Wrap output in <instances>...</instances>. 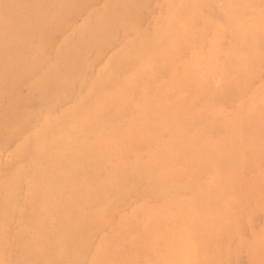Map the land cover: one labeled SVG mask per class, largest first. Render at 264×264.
I'll return each instance as SVG.
<instances>
[{"label": "rangeland", "instance_id": "1", "mask_svg": "<svg viewBox=\"0 0 264 264\" xmlns=\"http://www.w3.org/2000/svg\"><path fill=\"white\" fill-rule=\"evenodd\" d=\"M36 1H37V3H36ZM177 1H178V3H177ZM194 1L195 0H148V1L147 0H139V1L138 0H125V1L124 0H89V1L88 0H86V1L85 0H30V1L29 0H20V1L19 0H0V41H3L5 43L4 40H6L5 45H4V43H0V53L3 54V55L0 54V56H1L0 61H1V59H2V62L4 60V63L0 62L1 63L0 68H3V69H0V73L1 72L4 73V74H2V73L0 74V76H1L0 77V91H2V93L0 94V100H1V103H0V136L2 135L0 137V141H1V143H0V264L1 263L2 264H48V262H49V264H51V263L56 264V262L59 263L60 261L61 262L59 264H63V262L66 260H68V261L64 262V264H68V263H70V264H74V263L75 264H91V262H92V264H94V262H95V264H116V263L117 264H151V263L152 264H160V263L161 264L162 263L163 264H173V263L176 264L175 260L177 258H178L177 262H179V260L181 258L180 261L182 263H180V264H183V263H185V261H184V258L182 257V255H183L182 252H184V249L186 248V246L191 245V243H192V245L196 246V250L198 251L196 254L197 255L196 261L199 259V262H200L199 263V262L195 261L194 264H196V263L206 264V263H202L204 261V259H206L205 261H207L209 259L207 261V263L210 261L209 264H215V261H217L216 263L220 262L219 264H264V171L262 172V170L264 169V154L260 153V150L262 153L264 152V127L262 126V125H264V96H262V95H264V94H262V93H264L263 92L264 91V62H263L264 61V47H262L263 44H261L262 43L261 40H263V43H264L263 38H261L260 40L257 41V43L259 45L261 44L260 48L263 49V50L261 49L263 52L261 51L262 56H260L262 58L259 57L263 61H261L259 58H256L257 62L258 61H261L259 63L263 62L262 67H260L261 64L255 62L254 58L251 59V56L252 57L254 56V53L252 52V47H253L252 30L255 29V25L258 21H260V20L264 21V9L261 8V7H264V1L263 0H248L250 2H253L254 4H251L249 6V8L244 6L243 12L236 11V14H235V12H233L235 10H234V7L232 5V0H221V1L220 0H217V1L213 0L215 2H213L212 0H197L198 2L201 1L199 3L197 1H195L196 3H194ZM211 1H212V3H210ZM110 2H111V4H110ZM131 2H133V3H131ZM140 2L142 5L144 4V2L146 3V5H143V6H145L144 10L140 9V8H143L140 6ZM190 2H192V3H190ZM222 2H223V4H222ZM25 3H27V4H25ZM28 3L33 4L34 7H38V6L39 7L36 10V8L35 9L31 8L33 6H31V4H28ZM56 3H57V5H56ZM117 3H119V4H117ZM209 3H210V5H209ZM257 3H258V5H257ZM34 4H38V5H34ZM46 4L48 7L46 6ZM108 4H110V5H108ZM193 4H195V5H193ZM200 4H202V5H200ZM29 5L31 7H28ZM85 5H86V7H85ZM195 6H200V7H196L197 9L199 8L198 12H197V10L195 11ZM251 6H253V7L257 6V8H255V7L251 8ZM54 7H55V9H54ZM61 7H64V8H61ZM190 7H191V9H190ZM10 8H11L12 12L10 11ZM132 8H134V9H133V11H130V12L131 13L133 12L135 14L134 16H133V14L130 16L131 13L129 12V10H132ZM3 9L6 12L3 11ZM74 9L79 10V12L77 10H75V12H74ZM110 9H111V11H110ZM120 9H122V10H120ZM227 9H229V11ZM232 9H233V11H232ZM246 9L248 11L247 13L245 11ZM258 9H259V11H258ZM32 10L34 11V13ZM188 10L190 13L188 12ZM252 10L255 12H252ZM4 12H5V14H4ZM38 12H39V14H38ZM70 12H71V14H70L71 16H68ZM230 12H232L231 16H230ZM76 13H78V14H76ZM126 13H130V14H126ZM184 13L187 14L186 15L187 17H184L185 16ZM240 13H241V15H240ZM248 13H249L250 18L248 17ZM8 14H10V15H8ZM73 14H75V15L72 16ZM227 14H229V15H227ZM242 14L245 16H243ZM257 14H260V16H258ZM261 15H262V17H261ZM56 16H58V17H56ZM64 16L67 19H65ZM237 16L239 18H237ZM240 16L241 17L243 16V17L241 18ZM31 17H34L35 19L32 18V21H31ZM235 17L237 18L236 20H234ZM244 17H245V20H242ZM246 17H248V19H246ZM252 17H254V18H252ZM257 17H259V18L257 19ZM6 18H7V20H6ZM11 18H14V19L10 20ZM185 18H186V20H185ZM25 19L29 20V21H27L28 23L31 22L29 24L30 25L29 27H28V25H27L28 23H26ZM63 19H65V20L62 21ZM21 20H24V24H22L23 22ZM240 20L243 22L245 21L244 24H242V22H239ZM69 21H70V23H69ZM85 21H88L86 23L87 24L90 23V25L89 24L87 25L85 23ZM173 21L178 22V23H174ZM12 22H14V23H12ZM56 22H58V23H56ZM5 23H6V25H5ZM15 23H17L16 27L14 26ZM84 23H85V25H84ZM180 23L182 24V26H180ZM8 24H10V26ZM48 24H50V26ZM178 24H179V27H178L179 30H178V32H176ZM185 24H187V25H185ZM22 25L23 26L26 25L25 29L22 28L23 27ZM58 25H60V26H58ZM62 25H63V27H62ZM170 25H173L175 30L173 27L170 28ZM203 25H204L205 29H204ZM5 26L7 29L5 28ZM18 26L21 29L18 28ZM67 26H69V27H67ZM117 26H119V27L117 28ZM132 26H133V28H131L132 29L131 30L130 27H132ZM190 26H192V27H190ZM239 26H240V28H238ZM14 27L17 29L18 32L14 30ZM81 27H82L83 31L81 30ZM220 27L222 29L224 28L223 30H224V34H225V36L222 38V43H224V44L226 43V44H230L231 46H234V48H231V49H233V51L235 49V51H234V53L232 52V55L229 58L227 77L220 82V84H219L220 88H218L219 85H216V87L214 88L215 90H206L205 91L202 89V87L200 85V79L202 78L201 73L208 67V65L211 63L213 57L217 54L218 44L216 42L214 44V45H217L215 47L216 49L213 48L214 46L212 45L213 40H214L213 38H215L213 36V33L215 34L220 29ZM246 27H249V28L246 29ZM98 28H100V29H98ZM105 28L106 29L108 28L107 31H109V33L105 31ZM182 28L184 31L183 34H182V32H183ZM186 28L188 31H185ZM206 28H207L208 32L206 31ZM39 29H41V31ZM43 29H45V30H43ZM102 29L104 30V34L108 33V36L106 34L105 39L108 40V38H110V42L108 41L107 44H105V42H107V40H105L104 38H101V36L103 34L102 33L103 31H101ZM113 29L118 31V33H119L118 34L115 32V34H116L115 37L113 36L115 34H112L114 31L111 32ZM238 29L240 30V32H238L239 31ZM26 30L28 33H25ZM47 30L49 32H47ZM98 30L100 33H98ZM9 31L11 34H12L11 31H13V34H15V35L9 34ZM153 31H155L156 34ZM167 31H169L170 33H168ZM203 31H206L208 35L206 33H205L206 35H204ZM6 32L8 35H6ZM86 32H87V34H86ZM91 32L95 36L92 35V37H91ZM136 32L139 33V35ZM186 32H188V34ZM193 32H194L193 36L195 38H193V36L191 37ZM200 32L203 33V35ZM230 32H231V34H230ZM2 33H3V35H2ZM29 33H30V35L33 34V36L36 37V39H34V37L30 36ZM226 33H227V35H226ZM18 34H20V35L23 34V35L20 36ZM180 34H182V36L185 34H187V35L182 37ZM195 34L197 35V37L195 36ZM5 35L8 39L5 38ZM26 35H28V37L31 40H29L26 37ZM144 35L146 36L145 38H144ZM160 35H161V37H159ZM16 36H18V38ZM93 36H94V39H93ZM153 36H154V38L156 37V39H153ZM163 36H164V38H162ZM171 36L174 37L173 38V39H175L174 41H172V39L170 38ZM187 36H188V38H187ZM200 36H201V38L204 37L205 39L204 38L201 39ZM10 37H11V39L14 37V38H16V40L14 38L11 40ZM43 37H45V38L43 39ZM96 37L100 38V41L102 39L104 41L102 40L101 41L102 43L97 41L98 42L97 43ZM116 37H118V38H116ZM263 37H264V35H263ZM19 38H20V40H19ZM41 38H42V40H38ZM80 38H81V40H80ZM168 38L171 40H169ZM179 38L182 41L179 40ZM186 38L188 39L189 42H187ZM243 38H244V40H243ZM2 39H4V40H2ZM26 39H27V41H26ZM83 39H84V41H82ZM143 39H144V42H143ZM150 39H151V41H150ZM162 39H163V41H166L168 39L167 40L168 42H165V46L169 45L168 47H166L168 49L165 48ZM189 39H191V40H189ZM14 40L16 42H14ZM17 40H19L21 43ZM91 40H93V41L91 42ZM141 40L144 44L141 42ZM183 40H185L186 42L184 41V43H183ZM197 40H201V41H197ZM210 40H211V42H210ZM46 41H48V43ZM74 41L77 43H75ZM130 41H132V42H130ZM139 41H140V43H139ZM223 41H225V42H223ZM22 42L24 43V45L22 44ZM28 42L30 43L29 45L27 44ZM81 42L84 43V45L82 47H80L82 45ZM89 42H91L90 43L91 45L89 44ZM208 42L211 46L208 44ZM230 42L231 43L233 42L234 45H232ZM259 42H261V43H259ZM13 43H14V46H13ZM85 43H87V44H85ZM188 43H190V45H192L191 49H190V47H189L190 45ZM7 44H8V46H7ZM31 44L33 45V47H30ZM69 44L70 45L72 44V45L70 46ZM79 44H80V46H79ZM93 44L98 49H100L99 50L100 52L97 50L96 47H95V49L98 52L93 48L94 47ZM98 44L99 45L101 44V45L99 46ZM235 44H236V46H235ZM77 45L79 46L80 49L85 48L83 50L84 53H83V51L79 52L80 50H77L78 51L77 53L74 52V50H76V48L78 47ZM195 45L197 46V48ZM23 46H25V47H23ZM36 46H38V47H36ZM174 46H177V47L174 48ZM242 46H244V47H242ZM4 47L6 49H4ZM26 47H27V49H26ZM87 47H88V50H86ZM129 47H130V49H129ZM177 48H178V50H177ZM199 48L202 49V52H201V50L197 51ZM246 48L249 51H247ZM8 49H11V51H7ZM16 49H18V51H16ZM121 49H122V51H121ZM165 49H166V51H165ZM59 50L61 52H59ZM85 50L87 52H85ZM154 50H155V52H154ZM157 50H158V52H157ZM176 50L179 52V54H177L178 52ZM20 51L22 53H20ZM124 51H126V52H124ZM160 51H163L164 56L169 54L171 57L170 56L164 57ZM24 52H25V54H24ZM213 52L216 54H214ZM244 52L245 53L247 52V53L245 54ZM19 53H20V55H19ZM68 53H70V54H68ZM72 53H74L73 56H71ZM82 53H83V55L86 53L85 56L87 55V57H85V59L83 58V56H82V58H81V56H78L80 54L82 55ZM204 53H206L205 55L207 56V59H206V56H204ZM9 54H11V55H10L9 62H8ZM176 54H177V56H176ZM240 54L241 55L243 54L242 55L243 57L242 56L240 57ZM69 55L71 56L70 58H68ZM75 55H77L80 59H84V60H80V63H79L78 62L79 59L78 58L76 59ZM145 55H147V56L145 57ZM172 55H174V56H172ZM198 55H199V57H198ZM248 55L250 57H248ZM17 56H19V58H17ZM162 56L164 57V59ZM190 56L191 57L193 56L192 60H190L191 59ZM203 56L205 59L203 58ZM24 57H26V58H24ZM159 57H162V58H159ZM185 57H187V58H185ZM195 57L196 58L198 57V60H200L201 58H202V60L203 59L207 60L202 64V65H204L203 66L204 69L201 67L202 65H200L199 68L196 65L198 63L199 64L202 63L204 60L198 62V61H196L197 59ZM169 58H171V60ZM183 58H185V59H183ZM188 58H189V61L191 63L188 61ZM237 58H239V59L237 60ZM243 58H245V60L247 58L248 59L250 58V59L246 60L247 62H245V60ZM12 59L15 60L16 63L13 62ZM17 59H19V60L17 61ZM37 59H39V61ZM69 59L72 60L73 65L71 64V61ZM74 59L77 60V62L75 61L76 65H78V66H79V64L81 65L79 67L80 69H82V67H83L82 73H81V70L77 68L78 66L74 67V66H76L73 63ZM143 59H145V60H143ZM241 59L243 60L244 63L242 62ZM11 60H12V63H10ZM21 60H22V62H20ZM28 60H30L31 63ZM43 60H44V62H42ZM136 60H137V63H136ZM141 60H142L143 64L140 63ZM158 60L160 63L158 62ZM184 60H186V61H184ZM82 61H84L83 64H81ZM150 61H152V62H150ZM251 61H253L255 66L251 65L252 63L247 66V64L250 63ZM55 62L57 64H55ZM86 62H87V64H86ZM161 62H163V63H161ZM183 62H184V65H182ZM34 63L35 64L39 63L38 64L39 67H38V65H35ZM67 63H70V65H68ZM193 63H194V66L192 67L191 64H193ZM171 64H172V66H171ZM55 65H56V69H54ZM83 65L86 67L84 68ZM151 65H152V67L155 66V68H152ZM11 66H12V68H11ZM22 66H23V69H22ZM70 66L72 68H70ZM235 66H237V67H235ZM242 66H243V68H242ZM250 66H252V67H250ZM14 67H15V69H14ZM50 67H52V68H50ZM65 67H67V68H65ZM239 67H241L242 69ZM253 67H255V68H253ZM32 68H34L33 71H31ZM49 68L51 71H49ZM69 68L71 69V71L68 70ZM75 68L77 69V71L75 70ZM147 68H149V69L146 70ZM183 68H184V70L182 73L181 72L182 70H180V69H183ZM233 68H235V69L239 68V70L241 69L240 74L238 73L239 72L238 69L235 70ZM46 69H48V72ZM64 69H65V71H64ZM72 69H74V70H72ZM84 69H86L87 71H84ZM244 69H246V70L248 69V71H244ZM253 69H254V73H251V72H253ZM8 70L11 74L7 73ZM34 70H36V71H34ZM79 70H80L81 76L79 75V73H77ZM197 70H200L201 72H198ZM232 70H234V71H232ZM43 71H46V72H43ZM52 71H53V73H52ZM68 71H70V72H68ZM72 71H73V73H72ZM141 71L145 74L142 75L143 73ZM153 71H154V73H152ZM229 71H231V72L229 73ZM28 72H30V73L33 72L34 74L31 73L33 76ZM41 72L44 74H42ZM60 72H62L61 73L62 75L60 74ZM65 72L66 73L68 72V73L65 74ZM248 72L250 73V75ZM26 73L30 74V76L27 77ZM47 73H49L48 78L50 80L47 78V76H45V75H47ZM84 73H86L87 75ZM174 73L177 74L176 77H175L176 74H174ZM197 73H199V74L197 75ZM72 74L74 77L72 76ZM170 74H172V78H171ZM180 74L181 75L183 74L184 75L183 77L185 79L183 77H181ZM246 74L248 76H245ZM42 75H44V76H42ZM55 75L57 76V78H59V80L60 79H62V80L59 81ZM65 75H68L69 77L65 76ZM76 75H78V76H76ZM83 75H86V76H83ZM138 75H139V77H138ZM75 76H76V81L74 83L73 80H75ZM232 76H235V77H232ZM242 76H243V78H242ZM253 76H255V77H253ZM25 77H27L28 79ZM51 77L54 78L52 80V82L57 80L59 82L62 81L61 82L62 84H60L57 81L53 82L54 83L53 84L51 82V79H52ZM133 77L135 78V80ZM136 77H138V78L136 79ZM143 77H146L144 82H142L144 80ZM71 78H72V80H70ZM180 78H181V80H179ZM38 79L39 80L41 79L40 82L42 81V83H39ZM46 79L49 80L48 82L52 85V86H49V88H47V84L49 85V83H47ZM79 79H80L81 83L79 82ZM81 79H83V80L81 81ZM151 79H153V81ZM173 79L175 80V82ZM239 79H241V80H239ZM243 79H244V82H243ZM250 79H252V80H250ZM238 80H239V82H238ZM67 81H69L71 84L67 83ZM146 81L148 82V85H147ZM262 81H263V83H262ZM223 82H225V83H223ZM240 82H241V85H240ZM63 83H64V86L66 87V89L63 86ZM119 83H122V84L120 85ZM136 83L138 85L141 83L142 86L140 85L137 87ZM174 83L176 84V86H173ZM180 83H181V86H180ZM251 84H253V85L251 86ZM259 84H260V86H259ZM56 85H57V90H56ZM60 85H62L63 87ZM67 85L70 87H68ZM72 85L74 87H71ZM126 85H128V86H126ZM10 86H12V88ZM89 86H90V89H89ZM234 86H236V87H234ZM240 86H241V89H239ZM133 87L135 88V90L133 89ZM175 87L177 88V90ZM247 87H249V88H247ZM257 87L260 90H257L258 89ZM46 88L48 89V92H47ZM115 88H118L119 90L115 89ZM167 88H168V90H167ZM234 88L236 91L234 90ZM250 89L253 91H250ZM43 90L45 91V94H48V95H46L47 97L52 95V97H50V99L52 101H48L49 97L47 98L46 96H44V93L42 94V92H44ZM49 90H51V92L53 90L54 91L56 90V92H53V94H51ZM58 90L59 91L61 90L62 93H61V91L58 92ZM112 90L113 91L117 90V91L113 92ZM143 90H145V92L147 91L146 92L147 94ZM154 90H155V92H154ZM183 90H184V92H183ZM242 90H243V92H242ZM8 91H10V94L8 93ZM92 91H93V93H91ZM216 91H217V93H216ZM238 91H239V95L241 93V95H240L241 97L237 95L238 93H236V92H238ZM244 91L245 92L247 91V92L245 93ZM256 91H257V94H256ZM131 92H135L136 94L135 93L134 94L137 97L133 96V94ZM151 92H154L155 94L154 93L152 94ZM166 92L168 94H166ZM197 92L199 94L196 95L195 93H197ZM209 92H210V94H209ZM40 93H41V96L43 95L44 98H41ZM56 93L58 94L59 98L56 97ZM90 93L92 95H90ZM113 93H114V95H112ZM138 93H140L141 96H139ZM17 94H19L20 96H18ZM142 94L144 96H142ZM163 94H166V95H163ZM228 94H229V96H233V97H229V96L227 97ZM242 94H244V95H242ZM81 95L85 96V97H82ZM102 95H104V96H102ZM185 95H186V97H184ZM194 95L197 97H195ZM223 95H225V96H223ZM250 95H252V96H250ZM9 96H11L12 98H10ZM53 96H54V98H53ZM128 96H131V97H128ZM175 96H177L176 98L179 99V101L176 98H174ZM187 96H188V98H187ZM192 96H194V97H192ZM209 96H211V97H209ZM256 96H257V98H256ZM6 97H8L9 100ZM145 97H148V98L150 97V98L145 99ZM157 97H159L158 98L159 100L157 99ZM242 97H244V98H242ZM45 98L48 102L44 104V102H46ZM55 98H57L56 102H54ZM105 98H107V99H105ZM124 98H126V99H124ZM190 98H191V100L194 99V101L196 98L197 101L192 103L193 101L189 100ZM210 98H211V101L209 103ZM241 98L243 100H241ZM247 98H249L250 100L249 99L247 100ZM18 99H20L21 102ZM27 99H29V102H27L28 101ZM133 99L134 100L137 99V101H134ZM228 99H229V101H228ZM10 100H11V102H10ZM14 100H15V102H14ZM118 100H120V102L123 101L122 104H120V102ZM132 100H133V102H132ZM143 100H145V101H143ZM176 100H177V102H176ZM225 100L227 101V103ZM230 100L233 103H231ZM238 100L241 101V103H239ZM138 101H141L142 103L144 102V104H142L141 102H138ZM223 101H225V104H227V105H225ZM175 102H176V104H175V106H173V104ZM222 102H223V104H222ZM6 103H8L7 104L8 106L5 105ZM114 103L118 104V106L115 105ZM125 103H126V106L124 107L123 105H125ZM147 103H148V105H150L149 107L147 106ZM180 103L182 104V106L180 105ZM247 103H248V105H247ZM25 104L28 106L30 104V107H29L30 109L28 111L26 110L27 106ZM38 104H40L41 106ZM189 104H191V105H189ZM244 104H245V106H243ZM259 104L262 107L259 106ZM121 105L123 107H119ZM144 105H146L145 109H144ZM53 106H55V107L53 108ZM192 106H194V109ZM207 106H208V108H207ZM236 106H237V110H235ZM252 106L255 109L252 108ZM24 107H25V109H24ZM48 107H51V110H50V108L48 109ZM137 107H138V109H137ZM159 107H161V109ZM220 107H222V109H220ZM147 108L149 111L146 110ZM155 108H157V109H155ZM186 109H188L187 110L188 113L185 112ZM191 109L194 111V113L191 111ZM195 109H197V111ZM247 109L248 110L251 109V110L248 112ZM11 110H13V111H11ZM129 110H131V111L129 112ZM167 110L170 112H168ZM226 110L228 111L227 113L225 112ZM29 111H31V112H29ZM179 111H180V113H179ZM204 111H206V112H204ZM207 111H208V114H207ZM3 112L7 116L5 114H4L5 115L4 116ZM125 112H127V113H125ZM241 112L243 113V115ZM30 113L32 116L30 115ZM73 113L74 114L76 113V114L74 115ZM128 113H129V115H128ZM158 113L160 116L164 117L163 121L161 119L162 117L160 118ZM186 113L188 115H186ZM198 113H200V114L198 115ZM244 113H246V114H244ZM204 114H205V116H204ZM218 114H220L221 117H219ZM23 115H25V116H23ZM122 115L123 116L125 115V116L123 117ZM145 115H147V118ZM152 115H153V117H152ZM177 115H178V117H177ZM206 115L209 118L206 117ZM29 116H30V118H28L29 119V121H28L27 117H29ZM137 116H139V117H137ZM182 116H183V119H182ZM186 116H187V118H186ZM224 116L227 119H225ZM238 116H240V117H238ZM175 117H176V119H175ZM229 117H231L230 120H229ZM136 118H137V121H135ZM150 118H151V120H150ZM201 118L203 121L199 122V120H201ZM205 118L206 119L208 118L207 119L208 121ZM210 118L212 120H209ZM45 119H47V123H46ZM113 119H115V122ZM158 119H159V121L157 123ZM160 119H161V122H160ZM166 119L169 120L170 122H168ZM172 119H173V121H172ZM181 119L185 123H187L188 125H189V123H191L192 125H190V126H187V124L184 125V122L181 121ZM233 119H235V120H233ZM149 120L151 123L149 122ZM165 120L167 121V125H166ZM204 120H206L205 123H204ZM253 120H254V122H253ZM24 121H25V124L28 123V125L27 124L25 125ZM129 121H131L132 124ZM164 121H165V123H164ZM171 121H172V123H171ZM178 121L180 123H178ZM189 121H191V122H189ZM222 121H224V123ZM229 121H231V122L229 123ZM241 121L243 122L242 123L243 126L241 124ZM250 121H252V122H250ZM159 122H160V125H157V124H159ZM206 122L207 123L210 122V123L207 125ZM238 122H239V124H238ZM245 122H246V124H245ZM247 122H248V124H247ZM43 123L44 124L46 123V125H44ZM91 123H92V126H91ZM101 123H102V125H101ZM169 123H170V125H169ZM250 123H251V125H250ZM134 124H136V125H134ZM175 124H178V126ZM195 124L199 125L200 129ZM211 124H212V126H210ZM2 125H4V127L8 126L7 129L4 130V127ZM17 125L23 126V127L21 128V127H18ZM104 125H105V127H106V125L109 126V128L108 127L105 128ZM193 125H195L196 127H193ZM11 126H13V127L11 128ZM112 126L113 127L116 126L115 128H117V129L112 128ZM119 126H121L120 127L121 129L119 128ZM129 126L130 127L134 126V128L129 129ZM24 127H25V129H24ZM43 127H44V129H43ZM55 127H57V128H55ZM94 127H96V128H94ZM166 127H167V129H166ZM185 127H186V129H185ZM190 127H191V130H190ZM208 127H209V130L207 129ZM211 128L213 130H211ZM19 129L20 130L24 129V131L21 130L22 132L21 133L19 132V134H18L17 130H19ZM110 129L111 130L112 129L117 130L118 135L115 133L117 131L114 130V131L110 132ZM118 129L121 131H119ZM122 129H123V131L125 129H129V131L127 132L128 134H126L127 130L123 132ZM182 129H184V130H182ZM196 129H197V131H196ZM225 129H226V131H224ZM234 129H236V130L234 131ZM242 129H244L245 131ZM258 129H260V130H258ZM9 130H10V132H9ZM179 130H180V133H179ZM187 130L189 132V134L187 132L188 136L186 135ZM32 131H33V134H32ZM93 131L94 132L97 131L96 132L97 134L93 135V133H94ZM156 131H159V132H156ZM163 131H164V134H163L164 136L161 135V132H163ZM169 131L173 135L174 134L177 135L176 132H178L179 133L177 135L178 137L175 135L177 139L174 136L171 137ZM181 131H183V132H181ZM200 131L201 132L204 131L205 133H201ZM259 131L261 133H259ZM8 132L10 134H8ZM60 132H61V134H60ZM139 132H142V133H139ZM153 132H154V134H153ZM195 132H197V133H195ZM54 133L56 134V136L54 135ZM149 133H151V134L149 135ZM182 133H184V135H182L183 138H180ZM237 133H239V135H237ZM245 133L246 134L248 133V134L244 135ZM7 134L11 135V136L9 137ZM57 134L63 135L64 137L61 136L60 138H58L59 136H57ZM100 134L102 135L101 138L99 137V136H101ZM106 134L108 135V136H106L107 138H109V136L111 138L105 142V135ZM115 134H116V137H113V135H115ZM119 134H121V135H119ZM124 134L126 135V137L124 136ZM137 134H139L140 136ZM190 134L192 135V139L190 138L191 137ZM196 134H198V135H196ZM205 134H206V136H205ZM33 135H35V136L33 137ZM53 135L56 138L53 137ZM122 135H123V137H122ZM195 135H196L197 139L195 138ZM261 135H262V137H261ZM118 136L122 137L121 138L122 142L126 141L125 143H123L124 145L121 144L122 143L120 141L121 139L118 138ZM145 136H147V138ZM160 136H162L163 139ZM210 136H212V137H210ZM13 137H14V139L11 140L10 138H13ZM184 137L186 139L182 140V142H181V139H184ZM215 137H217V138L219 137V138L217 139ZM98 138H100V142H98V140H99ZM115 138L116 139L118 138V140H115ZM158 138H161L162 140H160ZM204 138H206V139H204ZM220 138H223L222 139L223 142L220 140ZM254 138H256V139H254ZM44 139H46V140L44 141ZM50 139L51 140L59 139V140L53 141V143L49 144V142L51 141ZM112 139L115 140V142ZM123 139H125V140L123 141ZM165 139L169 140L168 144H167ZM174 139H176V140L174 141ZM187 139L191 140V141L187 142L186 141ZM92 140H93V143L91 142ZM101 140H103L105 142V144H103L104 143L103 141L101 144ZM178 140H180V143ZM198 140L201 141L200 144L198 143V142H200ZM204 140H206V142H209V143L204 142ZM231 140H232V142H231ZM247 140L249 142L252 141V144H251V142L250 143L246 142ZM110 141H112V142H110ZM119 141L121 142L120 143L121 145L118 143ZM170 141H172V142H170ZM217 141L218 142L220 141V143H218ZM255 141H256V143H255ZM257 141L258 142L260 141L259 144L257 143ZM40 142L43 143L42 144L43 146L40 145L41 144ZM55 142H57V143H55ZM73 142L75 143L76 146L78 145V147H75ZM96 142H98V143H96ZM226 142H227V145H225ZM253 142L256 144L255 146H254ZM261 142L263 143V145ZM82 143L84 144L83 146H85V144H86V146L83 147ZM107 143H109V145H106ZM117 143L119 144L118 146L116 145ZM187 143L189 146L187 145ZM204 143L206 144L207 148L208 147H211V148L206 149L205 148L206 146ZM216 143H218V144H216ZM222 143H224V144H222ZM68 144L69 145L71 144V145L69 146ZM87 144H88V148H86ZM89 144H91V146ZM97 144L99 146L100 145H102V146L98 147ZM210 144H212V145L210 146ZM92 145H94L93 149H92ZM96 145H97V148H95ZM105 145H106V147L110 146V148H112L111 149L112 151H110L109 147L106 150ZM113 145L117 146L118 148L113 146ZM145 145H147V146H145ZM163 145H165L166 147ZM168 145H169V147H168ZM183 145H184V147H183ZM224 145L226 147V150H224L225 149ZM259 145H261L263 147H260ZM120 146L122 147V149ZM150 146H151V148H150ZM179 146H180V148L182 146V150L179 148ZM195 146H196V148H199V149H197V153H196V150H194ZM203 146H205V147H204V149L201 150L200 148H202ZM222 146L224 148L223 151L220 150V149H222ZM245 146H247L248 150ZM257 146H259L258 148L259 149L261 148V149L259 150L257 148ZM43 147H45V148L43 149ZM172 147H173V150H175L174 152H172L173 151ZM174 147H175V149H174ZM176 147H178V148L176 149ZM47 148L49 151L51 148H53L52 150L54 152L51 150V153H50L48 150H46ZM94 148L98 149L97 152ZM100 148L104 149V150H101ZM132 148L134 150H132ZM159 148L160 149L162 148V149L160 150ZM189 148H191L192 150ZM213 148L214 149L217 148V149H215L216 152L214 151ZM218 148H220V149H218ZM249 148L250 149L253 148L254 152L252 150H250ZM255 148L258 150L256 151ZM120 149H121V151H120ZM155 149H156V151H155ZM210 149H212L213 154L210 153L211 152ZM41 150L43 151L44 155H43V153H41L42 152ZM82 150L83 151L86 150V151H84L82 153L81 152ZM128 150H129V152L133 151V153L130 152L131 153L130 154L128 152ZM152 150H153V152H151ZM176 150L178 151L177 154H176ZM200 150L202 151V153H204V152L206 153V154L204 153L206 158L203 159L205 162L202 160L204 155L203 156L201 155ZM205 150L208 151V153ZM209 150H210V152H209ZM45 151H47V153H50V154L48 155L47 153H45ZM118 151H120V152H118ZM166 151H168V152H166ZM183 151H184V153H181ZM193 151L195 152L194 155H192ZM198 151L200 152V154ZM221 151L223 154L220 153ZM224 151H226L227 153L226 152L224 153ZM251 151H252V153H251ZM73 152H75V154ZM116 152H118V156H114V155H117ZM138 152H139V155H138ZM146 152H148V153L146 154ZM187 152L189 154H187ZM217 152H219V153H217ZM126 153L129 154L128 157L126 156L127 155ZM151 153L153 154V156L151 155ZM179 153H181L180 156H177V155H179ZM76 154L78 156H80L81 158L78 157L79 158L78 159L76 157ZM132 154H134V155L137 154V155H135L136 157H134V155H132ZM185 154H187L188 156L187 155L185 156ZM219 154H222V156ZM231 154H233L234 156ZM240 154H241V156H240ZM50 155H52V156H50ZM146 155H148V156L151 155L152 158H151V156L148 157ZM168 155H171V157L175 158V160L174 161L172 160L173 162H170L172 158L171 157L169 158ZM183 155L187 158L189 157V161H187V159L185 157H184L185 158L184 159ZM191 155H192V157H191ZM207 155L209 156L210 159L208 158ZM244 155H246V158H244L245 157ZM65 156L67 159H65ZM73 156H74V158L72 160L71 158ZM123 156H126V157H123ZM154 156H156V157H154ZM158 156L162 158V161L161 160L157 161L158 159H161ZM175 156H177V157H175ZM247 156H249V157L247 158ZM261 156H263V157H261ZM43 157H46V158H43ZM105 157H108V158H105ZM121 157L123 158V160L126 158H127V160L122 161ZM178 157H179V159H178ZM229 157H230V159H229ZM88 158H90V159L93 158L94 160L93 159L90 160ZM167 158H168V163H167ZM200 158H201L202 162L200 161ZM58 159L60 161H58ZM105 159L106 160L108 159L107 162L109 161V163H107ZM131 159L133 161H135V160L136 161L133 162ZM219 159H220V161L222 160V162L224 159L223 164H221L222 162L220 163ZM245 159L246 160L250 159L249 160L250 162L249 161L247 162ZM52 160L54 163L52 162ZM64 160H66V162ZM71 160L74 163H72ZM115 160H117V161L115 162ZM128 160H129V162L126 163L128 165H126L124 162H126ZM192 160H197V162H195V161L192 162ZM102 161H104V162H102ZM145 161H147V162H145ZM152 161H155V162L153 163ZM181 161H185V162H181ZM209 161H210V163H209ZM211 161L213 163L212 167L210 166V165H212ZM231 161H233V162L230 164ZM57 162H59V163L57 164ZM87 162H88V164H86ZM243 162L245 163V169H243L245 172H243V170H242V168H244ZM104 163H105V165H104ZM114 163H116L117 165H115ZM123 163H124V165H123ZM150 163H152V164H150ZM157 163H158V165H157ZM165 163L169 164V165L168 166L166 165V167H165V165H164ZM186 163L189 165H186ZM216 163H217V166L218 165L220 166V169L216 166ZM235 163H236V165H235ZM52 164H54L53 165L54 167L52 166ZM69 164L70 165L72 164L73 167L71 166V168H70ZM84 164L87 166H89L91 164L88 167L90 171L88 170L87 166L86 167L84 166ZM143 164H145V165H143ZM149 164L151 165V168L149 166L150 170H148ZM224 164H226V166L232 165L235 168L231 166V168H230L231 172H230V171H228V167H230V166L226 167ZM46 165H47V167H46ZM66 165H69V166H66ZM129 165H131V166L129 167ZM159 165L160 166L163 165L164 167L163 168L160 167L161 169H158ZM246 165H248V167ZM101 166H103V168H101ZM172 166H173V168L176 167L177 170L173 171L174 169L172 170V168H171ZM141 167H143L142 170H140ZM181 167H183V171H181L182 170ZM204 167L206 168V170L204 169ZM209 167L211 168V170H209ZM246 167L249 170H246L247 169ZM64 168H68V169H64ZM82 168H84V169H82ZM115 168H117V169H115ZM136 168H137V170H136ZM170 168L172 170V173L170 172L171 170L168 171V169H170ZM185 168L188 170V174L186 173L187 170ZM222 168H225V169H222ZM232 168L234 170H232ZM57 169H58V171H57ZM76 169H77V171L80 170L79 173L85 172L86 171L85 169H87L88 171L86 172L85 176H84V173H81L83 176V179H85L84 177H86L90 173V174H92V176L90 175L89 179L91 180L94 176V178L92 179L93 182L88 179L89 175L86 177L85 180H83L81 178L82 177L81 174L79 176L78 172L75 171ZM144 169H147V170L145 171ZM190 169H192V171ZM197 169L199 170V172ZM212 169H213V171H212ZM217 169L220 171H218ZM67 170L68 171L70 170L69 173H67ZM71 170H73L74 172L72 173ZM91 170H92V172H91ZM106 170L108 173L105 172ZM129 170H131V171H129ZM163 170H164V172H163ZM179 170L181 172H179ZM260 170H261V172L258 174V171H260ZM51 171L52 172L55 171V174H54V172L52 173ZM208 171H209V173H208ZM241 171H242V173H241ZM114 172L118 176L116 174H114ZM176 172H178L177 174H179V176L182 175V177H178V175L175 174ZM211 172L212 173L214 172V173L212 174ZM227 172H229V173H227ZM232 172L234 173V175L232 174ZM64 173H65V175H64ZM95 173H97V174H95ZM105 173H107V174H105ZM132 173H138L139 175L134 174V175H136V176H134ZM140 173L142 175H140ZM162 173H163V175H162ZM198 173L200 176L198 175ZM66 174H68V175L70 174L69 175L70 177L68 176V178H67ZM201 174L202 175L205 174V176H204L205 179L203 176H202L203 177V179H202ZM206 174H207V177H206ZM220 174H222V176H223V174H225V175L222 177ZM237 174H238V176H237ZM242 174L247 175V177L243 176ZM97 175H98V177H96ZM101 175H103V176L101 177ZM168 175H171V176H168ZM172 175H174V176H172ZM176 175L179 178L176 180L179 181L183 178V180L186 182V185L189 184L188 183L189 181L191 182L192 180H194L195 182L194 181H193V183L191 182L192 184H189V187L191 190H193V191L195 190V191L192 193V191L189 190L188 186H184L186 190L183 189L184 187L182 188L181 186H183L185 183H183L184 181L181 180L180 183L182 182L183 185H181V184L179 185V182L175 180V178H177ZM208 175L209 176L211 175L210 176L211 178ZM235 175L238 177V179L235 180L236 182L234 180L232 181V178L233 179L236 178ZM249 175L252 176V177L250 176L252 179L248 177ZM18 176L20 178H18ZM74 176L80 177V178L75 177L76 178L75 181L76 180L80 181V184H78V181H76L77 183H75L73 181ZM140 176L142 179H140ZM145 176L148 178H145ZM158 176H161V177L158 178ZM164 176L165 177L167 176L169 179L164 178ZM232 176H234V177H232ZM242 176L244 177L243 180H242ZM54 177L56 178V180H53ZM71 177H72V181L70 180ZM132 177H133V179H132ZM143 177L145 180H143ZM193 177H195L197 179H195V178L193 179ZM198 177L201 179V182H203V184H200V182H199L200 179H198ZM214 177H216L219 180L218 189H216V186H214V185L212 186V181H215V179H216ZM220 177H221V179H220ZM48 178H50V179L48 180ZM60 178H62V179H60ZM101 178H102V182H101ZM125 178L126 179L128 178L127 181L129 180L128 181L129 183H126L127 181ZM155 178L157 179V181L155 180ZM51 179H52V181H51ZM109 179H111L112 182H109L110 181ZM113 179H114V181H113ZM130 179H132V180H130ZM165 179H167L168 181L170 180L172 183H169L170 181L167 183V181ZM173 179H174V181H176V183L174 181H172ZM42 180H44V181H42ZM47 180H48V185H46ZM147 180H148V182H147ZM160 180H161V182H158ZM186 180H188V181H186ZM222 180H223L225 185L223 184ZM238 180H240V181H238ZM249 180H250V182H249ZM50 181L51 182L56 181L53 184L54 185L56 184L55 186H57V187H53V184H51ZM163 181H164V184H163ZM207 181H208V183H206ZM230 181H231V183H230ZM64 182L65 183L69 182V184L72 186H70L68 183L67 184L73 188L71 189L70 187H68L67 184H64ZM82 182H84V183H82ZM105 182H106V186H105ZM119 182H120V184H119ZM42 183H43V185H42ZM137 183H141V184L137 185ZM150 183H153V184H150ZM159 183L160 184L162 183L161 186L158 185ZM173 183L175 185H173ZM194 183L196 184L195 187H194ZM246 183H249V184L245 185ZM8 184H9V186H8ZM101 184L102 185L104 184L103 187ZM144 184H145V186L143 187ZM167 184L169 185V187L172 189L173 192L170 190V188L169 189L167 188L168 187ZM177 184H178V186L174 187V189H173V186H176ZM199 184L203 186V189L200 188ZM208 184H211V185H208ZM234 184H236V185H234ZM242 184L244 185V188L242 187ZM250 184H252L253 186ZM44 185H46V186H44ZM119 185H122L123 188H121L122 186H119ZM155 185L156 186L158 185V188L155 187ZM162 185L163 186L165 185L164 187H166L167 191L162 187ZM171 185H172V187H171ZM197 185H199V187ZM232 185H233V188H232ZM90 186L94 187V188L93 187H91V188H93L95 194L94 193L91 194V191H93V190L90 188ZM99 186H101V187L98 188ZM47 187H50V189L48 190ZM58 187H60V188H58ZM148 187H149V190H148ZM186 187H188V188H186ZM222 187H223V189H221ZM250 187H252L251 190H250ZM68 188H69L70 192L72 191V193L68 192ZM102 188H103V190H101ZM159 188L162 189V191H159ZM178 188L180 191L181 190L182 191L181 192L178 191ZM199 188L201 190H199ZM210 188H212L211 190H213V192H211V190L208 191V189H210ZM234 188H236V189H234ZM241 188H242V190H241ZM246 188H248V192H246V190H247ZM58 189H60V190H58ZM114 189H116V190H114ZM139 189L140 190L142 189L141 191L146 192V193L140 194L142 192ZM52 190H53L54 195H51ZM219 190H220V192H219ZM55 191L56 192L58 191V193H56ZM139 191H140V193H139ZM149 191H152L149 193L150 195L148 194ZM188 191H190L191 193ZM60 192H62L63 194ZM64 192H66V193H64ZM88 192H90L91 195H89ZM106 192H108V193H106ZM161 192H165L166 195L164 193L163 196L164 195L165 196L162 197ZM170 192H172V196H171ZM137 193L139 194V197H138ZM153 193H154V195H153ZM216 193H218L217 194L218 196H216ZM67 194L69 195V197ZM117 194H118V196H117ZM146 194H147V198H146ZM158 194H160V195L158 196ZM173 194H174V197H173ZM92 195L93 196L95 195L94 197H96L97 199L95 198L96 199L95 200ZM114 195L116 196V198ZM156 195H157V198H154ZM222 195H223V197H222ZM227 195H229V196H227ZM239 195H241V198L238 197V199H240V200L237 199V196H239ZM246 195H247V197H246ZM109 196H110V199L108 198ZM119 196H120V199H119ZM186 196H188L189 198ZM49 197H51L52 199H55V200L52 201V199L50 198L51 199L50 200ZM60 197H61V199H64L65 197H67V198H65L62 201L60 199ZM102 197H104V199H102ZM105 197H107V198L105 199ZM134 197L135 198L138 197V198L135 199ZM179 197H181V198H179ZM182 197L189 204H184V203H186V201L181 200V199H183ZM192 197L194 199V202H192L193 201ZM195 197H197V199ZM207 197H208V199H207ZM221 197L223 199H226V197L232 199L233 204L231 203L232 205L229 204V206H226V203L219 201V200L224 201ZM41 198L44 199V201H42L40 203ZM81 198H82V200H81ZM85 198L87 199L86 201H85ZM114 198H115V201L113 202ZM150 198H152V200ZM158 198H160V199H158ZM162 198L164 201L166 200L165 198H169L168 199L169 201L172 198L173 199H172V201L169 202L170 203L169 204L167 202V200H166V202L160 201V200H162ZM47 199H48V201H47ZM145 199H148V200L145 201ZM149 199H150V201H149ZM157 199L160 201L159 202L160 207L158 206L159 203H158ZM174 199H175V201H177V199H178V201L175 203H177V204L179 203V205H183L184 207L179 206V205L175 207L174 206L175 203L173 201ZM179 199L182 202H180ZM45 200L47 201L46 204H45V202H46ZM49 200H50V202L51 201L52 202L48 203ZM78 200H80L81 202L80 201L78 202ZM104 200H106V201H104ZM109 200H110V202H109ZM119 200H121L120 202L122 204L120 202H118ZM54 201H55V203H54ZM74 201H75V203H74ZM100 201H102L101 202L102 206H101V203L100 204L98 203ZM89 202H90V204H88ZM141 202H143L142 203L143 205L141 204ZM191 202H192V204H190ZM137 203H138L139 207L137 206ZM145 203L148 205V207ZM154 203L158 207H156V205ZM161 203H163V204H161ZM165 203L166 204L168 203L169 206L166 207ZM196 203H198V204L200 203V205H198ZM204 203L206 204V206ZM222 203H223V206H221ZM235 203L237 205H235ZM50 204H51V206H50ZM64 204L66 205V207L64 206ZM85 204H87V205H85ZM127 204H130V205L134 204L136 206H134V205H133L134 207L130 206V205L128 206ZM57 205H59V206H57ZM78 205L80 208L78 207ZM106 205H107V208H109V209L105 208ZM152 205H153L154 209L156 207L155 210H153ZM185 205H186V207H185ZM67 206L69 209L67 208ZM74 206L76 207V209ZM91 206H93V207H91ZM49 207H51V208L49 209ZM116 207H118V209H116ZM161 207L164 208V210H161ZM169 207L170 208L172 207V208L169 209ZM203 207H205V208H203ZM61 208H63V210ZM82 208H83V210H82ZM91 208H93V209H91ZM97 208H98L99 212L97 211ZM102 208H104V209H102ZM134 208H135V210H134ZM167 208L170 211L166 210ZM208 208L210 209V213L211 212L214 213L215 210L217 212L219 211V213L217 215L212 214V213L210 214L209 212H206V211H209ZM159 209L162 212L163 211L164 212L162 213ZM181 209H183V210H181ZM211 209H213V210H211ZM130 210H131V212H130ZM174 210H176V211H174ZM187 210L189 213H192V211H193L194 215L190 214L191 217H189V213L186 212ZM190 210H192V211H190ZM229 210H230V212H229ZM92 211L93 212L95 211V216L98 214L96 216L98 218L94 217V213H92ZM115 211H116V213H114V214H116L118 217H120L119 218L120 220L117 218L118 222L115 220V217H117L116 215H114V217H111V216H113V214H111V213H113ZM178 211H179V213H178ZM180 211L184 212L183 214L185 216H188V217L185 218V216L182 213H180ZM38 212H41V213H38ZM63 212H65V213L63 214ZM86 212H88L89 214ZM119 212H121V215L124 217V219L126 217H128V219L126 218V220H124L123 217H121V215H119L120 214ZM141 212L144 215L146 214V216H143V214H141ZM199 212H201L206 217L205 218L203 215H202L203 216L202 217L201 213H200L201 218L204 219L203 221L201 220V218L199 216ZM203 212H206V213L204 214ZM60 213H61V215H60ZM82 213H83V215H81ZM138 213H139V215H138ZM151 213H153V214H151ZM207 213H208V215H207ZM106 214H107V216H109V218L111 217L113 219H111V218L109 219L106 216ZM165 214H168V215H165ZM176 214H179V215H176ZM220 214L221 215L224 214V215H222L223 217L220 216ZM88 215L90 217H89V220L87 222L86 219H87ZM154 215H156V216H154ZM160 215H161V217H158ZM181 215L183 217L182 219L178 217ZM64 216L65 217L67 216V217L64 218ZM91 216L94 217V220ZM103 216H105V220H103V222H101L102 219L104 218ZM168 216H170V217H168ZM173 216H174V218H173ZM142 217H143V220H141ZM144 217H146V218H144ZM151 217L152 218L155 217V218L152 219ZM156 217H158V218H156ZM167 217L169 218V220ZM175 217L177 219L178 218L180 219V222H181L180 225H179L180 222L178 223L179 219L177 220V219H175ZM214 217L218 221L221 219L219 221L220 224H219V222H217L215 220ZM54 218L56 220H54ZM159 218H161V220ZM162 218L166 219V220L162 221ZM170 218L174 219V220H172V222H171ZM184 218L185 219L191 218V219H190V221L189 220L185 221ZM106 219H108V220H106ZM99 220H101V221H99ZM111 220H112V223L110 225ZM132 220H134V221H132ZM137 220H139V222H137ZM149 220H150V222H149ZM191 220L196 222V223H194V222L192 223ZM55 221H56V223H55ZM58 221L59 222L62 221V222L58 223ZM69 221H71V223H73V224L77 222V224L73 225ZM93 221H94L93 224L92 223L89 224V222H93ZM105 221H107V222L109 221V224L108 223L106 224ZM152 221H154L155 223ZM182 221H183V223H182ZM201 221H202V223L200 225ZM207 221H210V223ZM78 222H79V224H78ZM85 222H87V224H86L87 226L85 225ZM129 222H131V224ZM206 222L209 223L212 227L208 224L207 229L206 228L204 229V227L207 224ZM211 222H214V223H211ZM96 223H97V225H96ZM104 223H105L106 227H104V225H103ZM88 224L90 226H88ZM101 224L103 225L104 228L102 227L101 230H96L99 225L101 228V226H102ZM112 224H115V226ZM116 224H118V225H116ZM156 224L157 225L161 224V226L160 225L157 226ZM162 224H163V226H162ZM217 224H218V227H217ZM93 225L95 226V228ZM131 225L133 227H131ZM78 226H80L79 227L80 229L78 228ZM83 226H85V227H83ZM153 226H155V227H153ZM177 226H178V229H177ZM201 226H203V227H201ZM56 227L57 228L59 227L62 230L61 229L57 230ZM72 227L75 229L76 233L73 231ZM126 227H127V229H125ZM148 227H150V229H148ZM51 228H53V229H51ZM88 228H89V230H88ZM108 229H109V231H108ZM112 229H114V231ZM192 229H196L197 231L196 230L192 231ZM203 229L205 231H202ZM213 229H215V231H217V229H218V232L215 233ZM53 230H57V231H53ZM60 230H61V234H60ZM76 230H78L79 232L77 233ZM183 230H186V231H183ZM80 231H81V233H80ZM86 231H88V233H87L88 237H90L92 239L87 237ZM115 231L117 232V234ZM255 231H256V233H254ZM45 232H46V234H45ZM57 232H58V236H57ZM107 232H109L108 233L109 235L111 232H113V233L109 236V235H107ZM162 232H164V233H162ZM114 233L117 235V238L115 237ZM118 233H120V234H118ZM187 233H188V237H186ZM77 234L79 235V239H78ZM182 234L185 236L183 237ZM65 235H66V237H65ZM93 235H95V236H93ZM191 235L193 236L192 237L193 241H196V243L193 241L189 242V240L187 242V239L192 240L190 238ZM46 236H47V238L49 237L48 242H47ZM83 236L84 237L86 236V238L83 239L82 238ZM102 236H107V238L102 237ZM177 236H179V237H177ZM207 236H209V237L207 238ZM61 237L63 238V240ZM71 237H72V239H71ZM198 237L200 238V240ZM219 237H221V238H219ZM50 238H52L53 240ZM56 238L61 240L60 241L61 244H62V242H63V244H64V242H66L64 245L65 247L63 245L58 244L59 242H57ZM75 238L78 239L79 243L76 241ZM178 238H179V242H178ZM185 238H186V241H185ZM217 238H219L220 240L218 241ZM44 239H46V240H44ZM101 239H102L103 243L105 242L103 245H102ZM182 239H184V240H182ZM194 239H196V240H194ZM85 240L88 243L90 248L87 247V243L85 242ZM97 240H99V241H97ZM181 240L183 241V242H181L182 244L180 243ZM54 241H56L57 243H54ZM74 241H76V243ZM199 241L200 242L203 241V242L199 243ZM208 241H209V245H210L211 249L209 248V245L207 243ZM46 242L48 243V245ZM50 242H52V244ZM89 242H91V243H89ZM94 242L97 244H100V246L95 244ZM215 242H216L217 248H216ZM45 243H46V245H44ZM175 243L178 245V249H177V245ZM183 244L184 245L187 244V245L184 246ZM75 245H77L78 247ZM84 245H85V247H84ZM139 245H140V248L138 247ZM197 245H199L200 247H198ZM108 246H109V249H108ZM153 246H155V247H153ZM1 247H2V249H1ZM183 247H184V249H183V251H181L182 250L181 248H183ZM252 247H254V248H252ZM65 248H66V250H64V252H63V249H65ZM72 248H74V250H72ZM91 248H93V249H91ZM205 248L206 249L209 248V250L206 251ZM83 249H84V251H83ZM95 249H96V251H95ZM107 249H108V251H107ZM201 249H202V251H201ZM214 249H216V250H214ZM164 250H166V251L163 252ZM178 250H179V252H178ZM203 250L205 251L204 254L206 255V258L202 254ZM210 250L212 251V255H209V254H211ZM87 251H89V252H87ZM120 251H122V252H120ZM61 252H63V253H61ZM70 252H72L71 253L72 255L70 254ZM105 252H106V254H105ZM132 252H134V253H132ZM175 252H176V254H175ZM163 253H165V254H163ZM178 253L179 254L182 253V254H180L181 257L179 256L180 258L177 256ZM55 254H56V257H55ZM86 254H87V256L85 259ZM156 254H157V258L155 257ZM63 255L64 256L68 255L67 257H69V258L63 257ZM73 255L76 258H74ZM174 255H176V256H174ZM198 255H200V257H198ZM58 256L60 257V259L62 257V259L60 260ZM207 256H209V257H207ZM210 256H212V257H210ZM92 257H94V258H92ZM120 257H121V260L119 261ZM44 258L47 260L45 261ZM153 258H154V261H153ZM161 258L164 261L165 260L166 261L163 262V260ZM201 258L203 260H201ZM93 259L95 261H93ZM173 259H174V261H172ZM182 259L184 262L182 261ZM54 260H56V262H54ZM44 261H45V263H43Z\"/></svg>", "mask_w": 264, "mask_h": 264}, {"label": "bare ground", "instance_id": "2", "mask_svg": "<svg viewBox=\"0 0 264 264\" xmlns=\"http://www.w3.org/2000/svg\"><path fill=\"white\" fill-rule=\"evenodd\" d=\"M19 1H20V0H19ZM29 1H30V0H29ZM85 1H86V0H85ZM88 1H89V0H88ZM124 1H125V0H124ZM138 1H139V0H138ZM147 1H148V0H147ZM195 1H197V0H195ZM195 1H194V3H196ZM212 1H213V0H212ZM212 1H211L210 3H212ZM216 1H217V0H216ZM220 1H221V0H220ZM263 1H264V0H263ZM52 2H53V1H52ZM54 2H55V1H54ZM75 2H76V1H75ZM197 2H198V1H197ZM199 2H201V1H199ZM199 2H198V3H199ZM202 2H203V1H202ZM213 2H215V1H213ZM36 3H37V1H36ZM40 3H41V2H40ZM58 3H59V2H58ZM91 3H92V2H91ZM131 3H133V2H131ZM177 3H178V1H177ZM190 3H192V2H190ZM204 3H205V2H204ZM207 3H208V2H207ZM210 3H209V5H210ZM25 4H27V3H25ZM28 4H31V3H28ZM52 4H53V3H52ZM92 4H93V3H92ZM110 4H111V2H110ZM110 4H108V5H110ZM117 4H119V3H117ZM138 4H139V3H138ZM138 4H137V5H138ZM222 4H223V2H222ZM251 4H254V3H253V2H250V1H248V0H232V5H233L234 10H235V11H233V9H232V11L235 12V14H236V11H238V12H240V11L243 12V10H244V6H246V7L249 8V6H250ZM34 5H38V4H34ZM48 5H49V4H48ZM56 5H57V3H56ZM143 5H146V3L144 2ZM143 5H142L141 2H140V6L143 7V8H140V9H143V10H144V7H145V6H143ZM176 5H177V4H176ZM189 5H190V4H189ZM193 5H195V4H193ZM193 5H192V6H193ZM200 5H202V4H200ZM209 5H208V6H209ZM257 5H258V3H257ZM7 6H8V5H7ZM31 6H33V4H31ZM31 6L29 5L28 7H31ZM42 6H43V5H42ZM46 6H47V4H46ZM79 6H80V5H79ZM79 6H78V7H79ZM105 6H106V5H105ZM113 6H114V5H113ZM116 6H117V5H116ZM126 6H127V5H126ZM150 6H151V5H150ZM38 7H39V6H38ZM38 7H34V6H33V7H31V8H34V9L36 8V10H37ZM47 7H48V6H47ZM56 7H57V6H56ZM85 7H86V5H85ZM138 7H139V6H138ZM193 7H194V6H193ZM193 7H192V8H193ZM196 7H200V6H195V11L197 10V12H198V9H199V8L197 9ZM254 7L257 8V6H254ZM254 7L251 6V8H254ZM57 8H58V7H57ZM61 8H64V7H61ZM231 8H232V7H231ZM259 8H260V7H259ZM261 8L264 9V7H261ZM261 8H260V9H261ZM54 9H55V7H54ZM59 9H60V8H59ZM79 9H80V8H79ZM105 9H106V8H105ZM133 9H134V8H132V10H129V12H130V11H133ZM182 9H183V8H182ZM190 9H191V7H190ZM51 10H52V9H51ZM75 10H77V9H74V12H75ZM80 10H81V9H80ZM120 10H122V9H120ZM227 10L229 11V9H227ZM3 11H5V10L3 9ZM10 11H11V8H10ZM32 11H33V10H32ZM77 11L79 12V10H77ZM81 11H82V10H81ZM108 11H109V10H108ZM110 11H111V9H110ZM191 11H192V10H191ZM199 11H200V10H199ZM245 11H246V13L248 12L247 9H246ZM250 11H251V10H250ZM258 11H259V9H258ZM1 12H2V11H1ZM5 12H6V11H5ZM5 12H4V14H5ZM8 12H9V11H8ZM11 12H12V11H11ZM46 12H47V11H46ZM52 12H53V11H52ZM106 12H107V11H106ZM121 12H122V11H121ZM126 12H127V11H126ZM138 12H139V11H138ZM188 12H189V10H188ZM200 12H201V11H200ZM252 12H255V11L252 10ZM33 13H34V11H33ZM40 13H41V12H40ZM90 13H91V12H90ZM130 13H131V12H130ZM130 13H126V14H130ZM139 13H140V12H139ZM148 13H149V12H148ZM180 13H181V12H180ZM189 13H190V12H189ZM231 13H232V12H230V16H231ZM258 13H259V12H258ZM261 13H262V12H261ZM1 14H2V13H1ZM38 14H39V12H38ZM70 14H71V12L69 13L68 16H71ZM76 14H78V13H76ZM132 14H133V16L135 15V14L132 12V13L130 14V16H131ZM184 14H185V13H184ZM198 14H199V13H198ZM250 14H251V13H250ZM254 14H255V13H254ZM2 15H3V14H2ZM8 15H10V14H8ZM27 15H28V14H27ZM34 15H35V14H34ZM74 15H75V14H73L72 16H74ZM97 15H98V14H97ZM186 15H187V14H185L184 17H187ZM195 15H196V14H195ZM195 15H194V16H195ZM205 15H206V14H205ZM227 15H229V14H227ZM240 15H241V13H240ZM242 15H243V14H242ZM252 15H253V14H252ZM257 15L260 16V14H257ZM35 16H36V15H35ZM48 16H49V15H48ZM58 16H59V15H58ZM58 16H56V17H58ZM65 16H66V15H65ZM65 16H64V17H65ZM127 16H128V15H127ZM194 16H193V17H194ZM243 16H245V15H243ZM243 16H242V17H243ZM39 17H40V16H39ZM46 17H47V16H46ZM56 17H55V18H56ZM240 17H241V16H240ZM242 17H241V18H242ZM248 17H249V13H248ZM248 17H246V19H248ZM261 17H262V15H261ZM32 18H34V17H31V21H32ZM72 18H73V17H72ZM88 18H89V17H88ZM133 18H134V17H133ZM200 18H201V17H200ZM237 18H239V17L237 16ZM237 18L235 17L234 20H236ZM249 18H250V17H249ZM252 18H254V17H252ZM255 18H256V17H255ZM258 18H259V17H257V19H258ZM4 19H5V18H4ZM12 19H14V18H11L10 20H12ZM16 19H17V18H16ZM34 19H35V18H34ZM65 19H67V18L65 17ZM65 19H63L62 21H64ZM177 19H178V18H177ZM260 19H261V18H260ZM6 20H7V18H6ZM8 20H9V19H8ZM25 20H26V19H25ZM72 20H73V19H72ZM86 20H87V19H86ZM183 20H184V19H183ZM185 20H186V18H185ZM212 20H213V19H212ZM242 20H245V17H244ZM249 20H250V19H249ZM21 21L23 22L22 24H24V20H21ZM27 21H29V20L27 19V20H26V23H28ZM110 21H111V20H110ZM132 21H133V20H132ZM205 21H206V20H205ZM251 21H252V20H251ZM2 22H3V21H2ZM14 22H15V21H14ZM14 22H12V23H14ZM19 22H20V21H19ZM86 22H88V21H85V23H86ZM112 22H113V21H112ZM112 22H111V23H112ZM134 22H135V21H134ZM173 22H174V23H178V22H175V21H173ZM183 22H184V21H183ZM232 22H233V21H232ZM239 22H242V24H244L245 21L243 22V21L240 20ZM239 22H238V23H239ZM12 23H11V24H12ZM20 23H21V22H20ZM30 23H31V22H30ZM30 23L27 24L28 27L30 26V25H29ZM32 23H33V22H32ZM56 23H58V22H56ZM66 23H67V22H66ZM69 23H70V21H69ZM85 23H84V25H85ZM171 23H172V22H171ZM188 23H189V22H188ZM192 23H193V22H192ZM250 23H251V22H250ZM16 24H17V23L14 24L15 27H16ZM61 24H62V23H61ZM64 24H65V23H64ZM86 24H87V23H86ZM88 24L90 25V23H88ZM88 24H87V25H88ZM131 24H132V23H131ZM168 24H169V23H168ZM183 24H184V23H183ZM5 25H6V23H5ZM8 25L10 26V24H8ZM48 25L50 26V24H48ZM67 25H68V24H67ZM115 25H116V24H115ZM135 25H136V24H135ZM185 25H187V24H185ZM238 25H239V24H238ZM22 26H23V25H22ZM22 26H21V27H22ZM25 26H26V25H25ZM25 26H23L22 28L25 29ZM58 26H60V25H58ZM82 26H83V25H82ZM133 26H134V25H133ZM133 26L130 27V29L133 28ZM180 26H182L181 23H180ZM12 27H13V26H12ZM15 27H14V30L17 31V29H16ZM56 27H57V26H56ZM62 27H63V25H62ZM65 27H66V26H65ZM67 27H69V26H67ZM118 27H119V26H117V28H118ZM171 27H173V25H170V28H171ZM178 27H179V24L177 25V31H176V32H178V30H179ZM185 27H186V26H185ZM190 27H192V26H190ZM203 27H204V25H203ZM216 27H217V26H216ZM218 27H219V26H218ZM221 27H222V26H221ZM221 27H220V29H219L215 34L213 33V36H214L215 38H213L214 40H213L212 45L214 46L213 48H215V47L217 46V45H214L215 42L218 44V47H217V48H218V51H217V54L213 52V53L216 54V55L213 57L211 63L208 65V67H207V68L201 73V77H202V78L200 79V85H201L202 89L205 90V91H206V90H215L214 88L216 87V85H219L220 82H221L222 80H224V79L227 77L229 58L231 57L232 52L234 53V51H235V49H234V51H233V49H231V48H234V46H231L230 44H226V43L224 44V43H222V38L225 36V34H224V30H223L224 28L222 29ZM242 27H243V26H242ZM249 27H250V26H249ZM249 27H246V29L249 28ZM2 28H3V27H2ZM5 28H6V26H5ZM18 28H20V27L18 26ZM58 28H59V27H58ZM71 28H72V27H71ZM170 28H169V29H170ZM173 28H174V27H173ZM180 28H181V27H180ZM211 28H212V27H211ZM238 28H240V26H239ZM6 29H7V28H6ZM20 29H21V28H20ZM41 29H42V28H41ZM41 29H39V30L41 31ZM98 29H100V28H98ZM111 29H112V28H111ZM135 29H136V28H135ZM188 29H189V28H188ZM204 29H205V27H204ZM226 29H227V28H226ZM226 29H225V30H226ZM246 29H245V30H246ZM27 30H28V29H27ZM27 30L25 31V33H28ZM43 30H45V29H43ZM55 30H56V29H55ZM59 30H60V29H59ZM65 30H66V29H65ZM81 30H82V27H81ZM96 30H97V29H96ZM107 30H108V28H107V29L105 28V31L109 33V31H107ZM131 30H132V29H131ZM174 30H175V28H174ZM191 30H192V29H191ZM238 30H239V29H238ZM245 30H244V31H245ZM21 31H22V30H21ZM82 31H83V30H82ZM87 31H88V30H87ZM101 31H103L102 33L104 34V30L102 29ZM113 31H114V32H113ZM182 31H183V28H182ZM185 31H188L187 28H186ZM206 31L208 32L207 28H206ZM206 31H203V32H204V35L207 34ZM214 31H215V30H214ZM11 32H12V34H13V31H11ZM17 32H18V31H17ZM38 32H39V31H38ZM47 32H49V31L47 30ZM53 32H54V31H53ZM111 32H113L112 34H115V32L118 33V31H116V30H114V29H113ZM153 32L155 33V31H153ZM167 32L170 33L169 31H167ZM201 32H202V31H201ZM201 32H200V33H201ZM209 32H210V31H209ZM234 32H235V31H234ZM238 32H240V30H239ZM84 33H85V32H84ZM98 33H100L99 30H98ZM108 33H105L104 35L102 34V36L100 35L101 38H104V39H105V36H106V34H107V36H108ZM136 33H137V32H136ZM165 33H166V32H165ZM183 33H184V31L182 32V34H183ZM186 33L188 34V32H186ZM190 33H191V32H190ZM195 33H196V32H195ZM205 33H206V34H205ZM9 34H11L10 31H9ZM12 34H11V35H12ZM16 34H17V33H16ZM49 34H50V33H49ZM86 34H87V32H86ZM89 34H90V33H89ZM89 34H88V35H89ZM95 34H96V33H95ZM118 34H119V33H118ZM137 34L139 35V33H137ZM146 34H147V33H146ZM151 34H152V33H151ZM155 34H156V33H155ZM178 34H179V33H178ZM182 34H180V35L182 36ZM187 34H185V35H183V36H186ZM201 34L203 35V33H201ZM230 34H231V32H230ZM240 34H241V33H240ZM247 34H248V33H247ZM2 35H3V33H2ZM6 35H8L7 32H6ZM6 35H5V38H7ZM13 35H15V34H13ZM18 35H20V34H18ZM22 35H23V34H22ZM22 35H20V36H22ZM29 35H30V33H29ZM47 35H48V34H47ZM81 35H82V34H81ZM92 35H94V34H92V32H91V37H92ZM110 35H111V34H110ZM133 35H134V34H133ZM157 35H158V34H157ZM162 35H163V34H162ZM173 35H174V34H173ZM190 35H191V34H190ZM190 35H189V36H190ZM193 35H194V32H193V34L191 35V37H192ZM198 35H199V34H198ZM202 35H201V36H202ZM207 35H208V34H207ZM226 35H227V33H226ZM263 35H264V21L260 20V21H258V22L256 23V25H255V29L252 30V39H253L252 52L254 53V56H253V57L251 56V59L254 58L256 63H259V62L263 61V60L260 59V58H262V57H260V56H262V52H263V51H262L263 49L260 48V45L263 44L262 47H264L263 40H261L262 43L259 42V43H261L260 45L257 43V41L260 40L261 38L264 39ZM24 36H25V35H24ZM30 36L34 37L33 34L30 35ZM43 36H44V35H43ZM94 36H95V35H94ZM94 36H93V39H94ZM103 36H104V37H103ZM113 36L115 37L116 34L113 35ZM166 36H167V35H166ZM183 36H182V37H183ZM195 36L197 37L196 34H195ZM201 36H200V38H201ZM16 37L18 38V36H16ZM26 37H27L29 40H31V39L28 37V35H26ZM39 37H40V36H39ZM45 37H46V36H45ZM45 37H43V39H44ZM88 37H89V36H88ZM134 37H135V36H134ZM139 37H140V36H139ZM145 37H146V36L144 35V38H145ZM159 37H161V35H160ZM176 37H177V36H176ZM176 37H175V38H176ZM13 38H14V37H13ZM13 38H12V39H13ZM22 38H23V37H22ZM22 38H21V39H22ZM47 38H48V37H47ZM47 38H46V39H47ZM96 38H97L96 42H97V41H98V42H101V41L103 40V39H102V40L100 41V38H98V37H96ZM106 38H107V37H106ZM111 38H112V37H111ZM116 38H118V37H116ZM162 38H164V36H163ZM170 38L172 39V41L175 40V39H173V38H174L173 36H171ZM187 38H188V36H187ZM187 38H186V39H187ZM193 38H195V37L193 36ZM200 38H199V39H200ZM203 38H204V37H202L201 39H203ZM7 39H8V38H7ZM10 39H11V37H10ZM12 39H11V40H12ZM14 39L16 40V38H14ZM34 39H36V37H34ZM48 39H49V38H48ZM69 39H70V38H69ZM98 39H99V40H98ZM153 39H156V37L154 38V36H153ZM168 39H169V38H168ZM168 39H167V40H168ZM171 39H169V40H171ZM184 39H185V38H184ZM196 39H197V38H196ZM204 39H205V38H204ZM230 39H231V38H230ZM239 39H240V38H239ZM2 40H4V39H2ZM15 40H14V42H16ZM19 40H20V38H19ZM19 40H17V41H19ZM24 40H25V39H24ZM38 40H42V38H41V39H38ZM75 40H76V39H75ZM80 40H81V38H80ZM105 40H107V39H105ZM111 40H112V39H111ZM157 40H158V39H157ZM164 40H165V39H164ZM167 40H166V41H163V39H162V41H163V43H164V46H165V42H168ZM179 40H181V39L179 38ZM189 40H191V39H189ZM211 40H212V39H211ZM211 40H210V42H211ZM243 40H244V38H243ZM4 41H5V43H4L3 41H0V43H4V45H5V44H6V40H4ZM21 41H22V40H21ZM26 41H27V39H26ZM82 41H84V39H83ZM92 41H93V40H91V42H92ZM103 41H104V40H103ZM108 41L110 42V38H108V40H107V42H105V44H107ZM120 41H121V40H120ZM137 41H138V40H137ZM150 41H151V39H150ZM181 41H182V40H181ZM184 41H185V40H183V43H184ZM197 41H201V40H197ZM229 41H230V40H229ZM229 41H228V42H229ZM236 41H237V40H236ZM9 42H10V41H9ZM19 42H20V41H19ZM29 42H30V41H29ZM29 42L27 43L28 45L30 44ZM46 42L48 43V41H46ZM49 42H50V41H49ZM74 42H75V41H74ZM86 42H87V41H86ZM91 42H89V44H90ZM98 42H97V43H98ZM130 42H132V41H130ZM141 42H142V40H141ZM143 42H144V39H143ZM143 42H142V43H143ZM169 42H170V41H169ZM185 42H186V41H185ZM187 42H189L188 39H187ZM195 42H196V41H195ZM223 42H225V41H223ZM20 43H21V42H20ZM31 43H32V42H31ZM75 43H77V42H75ZM101 43H102V42H101ZM139 43H140V41H139ZM190 43H191V42H190ZM190 43H188V44L190 45ZM230 43H231V42H230ZM248 43H249V42H248ZM9 44H10V43H9ZM22 44L24 45L23 42H22ZM81 44H82L81 46H80V44H79L80 47H82V46L84 45V43H82V42H81ZM85 44H87V43H85ZM89 44H88V45H89ZM94 44H95V43H94ZM94 44H93V45H94ZM143 44H144V43H143ZM168 44H169V43H168ZM177 44H178V43H177ZM185 44H186V43H185ZM208 44H209V42H208ZM231 44L234 45L233 42H232ZM238 44H239V43H238ZM31 45H32V44H31ZM31 45H30V47H33V45H32V46H31ZM35 45H36V44H35ZM69 45H70V44H69ZM71 45H72V44H71ZM71 45H70V46H71ZM90 45H91V44H90ZM98 45H99V44H98ZM98 45H97V46H98ZM100 45H101V44H100ZM100 45H99V46H100ZM140 45H141V44H140ZM159 45H160V44H159ZM159 45H158V46H159ZM173 45H174V44H173ZM209 45H210V44H209ZM7 46H8V44H7ZM9 46H10V45H9ZM13 46H14V43H13ZM70 46H69V47H70ZM75 46H76V45H75ZM77 46H78V45H77ZM79 46H78L77 48L75 47L76 50H74V52L77 53V52H78L77 50H80L79 52H81V51H83V50L85 49V48H84V49H80ZM125 46H126V45H125ZM168 46H169V45H168ZM168 46H165V48L168 47ZM177 46H178V45H177ZM177 46H174V48L177 47ZM184 46H185V45H184ZM191 46H192V45L189 46L190 49L192 48ZM195 46H196V45H195ZM210 46H211V45H210ZM235 46H236V44H235ZM5 47H6V46H5ZM5 47H4V49H6ZM15 47H16V46H15ZM23 47H25V46H23ZM36 47H38V46H36ZM36 47H35V48H36ZM67 47H68V46H67ZM67 47H66V48H67ZM92 47H93V46H92ZM95 47H96V46L94 45L93 48L95 49ZM160 47H161V46H160ZM171 47H172V46H171ZM180 47H181V46H180ZM199 47H200V46H199ZM205 47H206V46H205ZM242 47H244V46H242ZM20 48H21V47H20ZM78 48H79V49H78ZM96 48H97V47H96ZM162 48H163V47H162ZM196 48H197V46H196ZM213 48H212V49H213ZM236 48H237V47H236ZM248 48H249V47H248ZM14 49H15V48H14ZM26 49H27V47H26ZM33 49H34V48H33ZM68 49H69V48H68ZM129 49H130V47H129ZM150 49H151V48H150ZM155 49H156V48H155ZM166 49H168V48H166ZM166 49H165V51H166ZM171 49H172V48H171ZM183 49H184V48H183ZM215 49H216V48H215ZM261 49H262V50H261ZM2 50H3V49H2ZM2 50H1V51H2ZM21 50H22V49H21ZM86 50H88V47H87ZM86 50H85V52H87ZM95 50H96V49H95ZM97 50L99 51L100 49L97 48ZM97 50H96V51H97ZM101 50H102V49H101ZM159 50H160V49H159ZM177 50H178V48H177ZM177 50H176V51H177ZM199 50H201V52H202V49L199 48L197 51H199ZM213 50H214V49H213ZM241 50H242V49H241ZM246 50L249 51L247 48H246ZM7 51H11V49H8ZM16 51H18V49H16ZM30 51H31V50H30ZM33 51H34V50H33ZM98 51H97V52H98ZM116 51H117V50H116ZM121 51H122V49H121ZM165 51H164V52H165ZM176 51H175V52H176ZM243 51H244V50H243ZM261 51H262V52H261ZM5 52H6V51H5ZM59 52H61V51L59 50ZM99 52H100V51H99ZM124 52H126V51H124ZM154 52H155V50H154ZM157 52H158V50H157ZM160 52H161L162 55L164 54L163 51H160ZM172 52H173V51H172ZM177 52H178V51H177ZM186 52H187V51H186ZM201 52H200V53H201ZM238 52H239V51H238ZM2 53H3V52H2ZM20 53H22V52L20 51ZM20 53H19V55H20ZM31 53H32V52H31ZM63 53H64V52H63ZM83 53H84V51H83ZM83 53H82V55L80 54V55H78V56H81V58H82V56H83V58L85 59V57H87V55L85 56L86 53H85L84 55H83ZM167 53H168V52H167ZM167 53H166V54H167ZM198 53H199V52H198ZM206 53H207V52H206ZM206 53H204V56H206V55H205ZM244 53H245V52H244ZM246 53H247V52H246ZM246 53H245V54H246ZM0 54H1V53H0ZM5 54H6V53H5ZM24 54H25V52H24ZM68 54H70V53H68ZM73 54H74V53H72L71 56H73ZM78 54H79V53H78ZM88 54H89V53H88ZM154 54H155V53H154ZM170 54H171V53H170ZM177 54H179V52H178ZM177 54H176V56H177ZM1 55H3V54H1ZM7 55H8V54H7ZM10 55H11V54H9L8 62H9ZM40 55H41V54H40ZM57 55H58V54H57ZM157 55H158V54H157ZM202 55H203V54H202ZM242 55H243V54H242ZM242 55L240 54V57H241ZM12 56H13V55H12ZM12 56H11V57H12ZM24 56H25V55H24ZM26 56H27V55H26ZM54 56H55V55H54ZM71 56L69 55L68 58H70ZM75 56H76V59H77V58L79 59V60H78L79 63H80V60H84V59H80L77 55H75ZM146 56H147V55H145V57H146ZM163 56H164V55H163ZM163 56H162V57H163ZM167 56H170V55L168 54V55H166V56H164V57H167ZM172 56H174V55H172ZM204 56H203V58H204ZM0 57H1V56H0ZM14 57H15V56H14ZM33 57H34V56H33ZM38 57H39V56H38ZM41 57H42V56H41ZM157 57H158V56H157ZM162 57H159V58H162ZM164 57H163V59H164ZM170 57H171V56H170ZM190 57H191V56H190ZM192 57H193V56H192ZM192 57H191L190 60L193 59ZM198 57H199V55H198ZM198 57H197V58L195 57V58L197 59L196 61H198V62H199V61H203V60L205 59V58H204V59L202 60V58H201L200 60H198ZM242 57H243V56H242ZM248 57H250V56L248 55ZM259 57H260V58H259ZM15 58H16V57H15ZM17 58H19V56H17ZM24 58H26V57H24ZM27 58H28V57H27ZM49 58H50V57H49ZM49 58H48V59H49ZM72 58H73V57H72ZM178 58H179V57H178ZM185 58H187V57H185ZM185 58H183V59H185ZM195 58H194V59H195ZM256 58H259L261 61H258V62H257ZM29 59H30V58H29ZM111 59H112V58H111ZM141 59H142V58H141ZM146 59H147V58H146ZM148 59H149V58H148ZM151 59H152V58H151ZM169 59L171 60V58H169ZM206 59H207V56H206ZM238 59H239V58H237V60H238ZM243 59L245 60V58H243ZM249 59H250V58H249ZM249 59L247 58L246 60H249ZM12 60H13V59H12ZM12 60H11L10 63H12ZM18 60H19V59H17V61H18ZM23 60H24V59H23ZM37 60L39 61V59H37ZM69 60H70V59H69ZM143 60H145V59H143ZM241 60H242V59H241ZM246 60H245V62H247ZM28 61H30V60H28ZM66 61H67V60H66ZM70 61H71V64H72V60H70ZM70 61H69V62H70ZM75 61L77 62V60L74 59V61H73L74 64H75ZM146 61H147V60H146ZM160 61H161V60H160ZM184 61H186V60H184ZM188 61H189V58H188ZM193 61H194V60H193ZM205 61H207V60H204V61H203L202 63H200V64H199V63L196 64V65L198 66V68H199L200 65H202ZM0 62H2V59H1ZM6 62H7V61H6ZM8 62H7V63H8ZM13 62H15V60H13ZM20 62H22V60H21ZM42 62H44V60H43ZM139 62H140V61H139ZM143 62H144V61H143ZM150 62H152V61H150ZM158 62H159V60H158ZM163 62H164V61H163ZM163 62H161V63H163ZM189 62H190V61H189ZM194 62H195V61H194ZM235 62H236V61H235ZM242 62H243V60H242ZM242 62H241V63H242ZM248 62H249V61H248ZM263 62H264V61H263ZM263 62H262V63H263ZM2 63H4V60H3ZM15 63H16V62H15ZM30 63H31V61H30ZM83 63H84V61H82L81 64H83ZM131 63H132V62H131ZM136 63H137V60H136ZM140 63H142V60H141ZM159 63H160V62H159ZM159 63H158V64H159ZM190 63H191V62H190ZM233 63H234V62H233ZM243 63H244V62H243ZM251 63H252V64H251ZM262 63H259V64H261L260 67H262ZM0 64H1V63H0ZM34 64H35V63H34ZM34 64H33V65H34ZM38 64H39V63H38ZM38 64H35V65H38ZM55 64H57V63L55 62ZM65 64H66V63H65ZM67 64L70 65V63H67ZM86 64H87V62H86ZM142 64H143V63H142ZM145 64H146V63H145ZM239 64H240V63H239ZM249 64L254 65L253 61H251L250 63H248L247 66H248ZM259 64H258V65H259ZM48 65H49V64H48ZM72 65H73V64H72ZM75 65H76V64H75ZM89 65H90V64H89ZM146 65H147V64H146ZM149 65H150V64H149ZM156 65H157V64H156ZM182 65H184V62L182 63ZM191 65H192V67H193V66H194V63L191 64ZM29 66H30V65H29ZM77 66H78V65H76V66H74V67H77ZM80 66H81V65L79 64V66H78L77 68L80 69V68H79ZM83 66H84V65H83ZM139 66H140V65H139ZM171 66H172V64H171ZM176 66H177V65H176ZM176 66H175V67H176ZM185 66H186V65H185ZM203 66H204V65H202L201 67L204 69ZM243 66H244V65H243ZM243 66H242V68H243ZM254 66H255V65H254ZM38 67H39V65H38ZM41 67H42V66H41ZM47 67H48V66H47ZM67 67H68V66H67ZM67 67H65V68H67ZM85 67H86V66H84V68H85ZM151 67H152V65H151ZM195 67H196V66H195ZM235 67H237V66H235ZM250 67H252V66H250ZM11 68H12V66H11ZM35 68H36V67H35ZM50 68H52V67H50ZM50 68H49V71H51ZM70 68H72V67L70 66ZM70 68H69L68 70L71 71ZM152 68H155V66L152 67ZM152 68H151V69H152ZM239 68H241V67H239ZM239 68H237V69L239 70ZM242 68H241V69H242ZM244 68H245V67H244ZM253 68H255V67H253ZM0 69H3V68H0ZM14 69H15V67H14ZM22 69H23V66H22ZM33 69H34V68H32L31 71H33ZM37 69H38V68H37ZM37 69H36V70H37ZM43 69H44V68H43ZM54 69H56V65H55ZM54 69H53V70H54ZM82 69H83V67H82ZM82 69H80V70H81V73H82ZM137 69H138V68H137ZM148 69H149V68H147L146 70H148ZM194 69H195V68H194ZM233 69H235V68H233ZM237 69H235V70H237ZM241 69H240V70H241ZM248 69H249V68H248ZM248 69H247V70L244 69V71H248ZM259 69H260V68H259ZM261 69H262V68H261ZM4 70H5V69H4ZM12 70H13V69H12ZM28 70H29V69H28ZM36 70H34V71H36ZM44 70H45V69H44ZM46 70H47V72H48V69H46ZM61 70H62V69H61ZM72 70H74V69H72ZM75 70L77 71L76 68H75ZM80 70L77 72V73H79V75H80ZM156 70H157V69H156ZM180 70H182L181 72L183 73L184 68H183V69H180ZM240 70H239V72H238L239 74H240ZM5 71H6V70H5ZM13 71H14V70H13ZM57 71H58V70H57ZM64 71H65V69H64ZM70 71H68V72H70ZM84 71H87V70L84 69ZM177 71H178V70H177ZM193 71H194V70H193ZM197 71H198V72H201L200 70H197ZM232 71H234V70H232ZM43 72H46V71H43ZM68 72H67V73H68ZM141 72H142V71H141ZM141 72H140V73H141ZM147 72H148V71H147ZM156 72H157V71H156ZM156 72H155V73H156ZM178 72H179V71H178ZM230 72H231V71H229V73H230ZM242 72H243V71H242ZM1 73H2V72H1ZM1 73H0V74H1ZM7 73H10L9 70H8ZM28 73H30V72H28ZM31 73H33V72H31ZM31 73H30V74H31ZM38 73H39V72H38ZM41 73H42V72H41ZM50 73H51V72H50ZM52 73H53V71H52ZM57 73H58V72H57ZM61 73H62V72H60V74H61ZM63 73H64V72H63ZM67 73L65 72V74H67ZM72 73H73V71H72ZM77 73H76V74H77ZM142 73H143V72H142ZM148 73H149V72H148ZM152 73H154V71H153ZM176 73H177V72H176ZM176 73H174V74H176ZM233 73H234V72H233ZM236 73H237V72H236ZM236 73H235V74H236ZM238 73H237V74H238ZM248 73H249V72H248ZM251 73H254V69H253V72H251ZM2 74H4V73H2ZM10 74H11V73H10ZM10 74H9V75H10ZM26 74H27V73H26ZM30 74H27V77H29ZM33 74H34V73H33ZM42 74H44V73H42ZM48 74H49V73H47V75H45V76H47V78H48ZM84 74H86V73H84ZM134 74H135V73H134ZM137 74H138V73H137ZM144 74H145V73H143L142 75H144ZM149 74H150V73H149ZM198 74H199V73H197V75H198ZM243 74H244V73H243ZM243 74H242V75H243ZM6 75H7V74H6ZM31 75H32V74H31ZM57 75H58V74H57ZM61 75H62V74H61ZM63 75H64V74H63ZM86 75H87V74H86ZM86 75H83V76H86ZM151 75H152V74H151ZM170 75H171V78H172V74H170ZM180 75H181V74H180ZM249 75H250V73H249ZM252 75H253V74H252ZM25 76H26V75H25ZM32 76H33V75H32ZM42 76H44V75H42ZM42 76H41V77H42ZM52 76H53V75H52ZM55 76H56V75H55ZM65 76H68V75H65ZM72 76H73V74H72ZM76 76H78V75H76ZM76 76H75V80H73L74 83H75V81H76ZM80 76H81V75H80ZM149 76H150V75H149ZM149 76H148V77H149ZM176 76H177V74L175 75V77H176ZM183 76H184V75L182 74L181 77H183ZM192 76H193V75H192ZM238 76H239V75H238ZM243 76H244V75H243ZM243 76H242V78H243ZM245 76H248V75L246 74ZM0 77H1V76H0ZM27 77H25V78H27ZM41 77H40V78H41ZM60 77H61V76H60ZM68 77H69V76H68ZM73 77H74V76H73ZM112 77H113V76H112ZM138 77H139V75H138ZM138 77H136V79H137ZM146 77H147V76H146ZM146 77H143L144 80H143L142 82L145 81V78H146ZM178 77H179V76H178ZM178 77H177V78H178ZM232 77H235V76H232ZM236 77H237V76H236ZM240 77H241V76H240ZM250 77H251V76H250ZM250 77H249V78H250ZM253 77H255V76H253ZM16 78H17V77H16ZM37 78H38V77H37ZM44 78H45V77H44ZM51 78H52V79H51V82H52V80H53L54 78H53V77H51ZM56 78H57V76H56ZM56 78H55V79H56ZM65 78H66V77H65ZM78 78H79V77H78ZM83 78H84V77H83ZM131 78H132V77H131ZM133 78H134V77H133ZM163 78H164V77H163ZM169 78H170V77H169ZM171 78H170V79H171ZM183 78H184V77H183ZM183 78H182V79H183ZM259 78H260V77H259ZM27 79H28V78H27ZM41 79H42V78H41ZM41 79H40V80H41ZM48 79H49V78H48ZM57 79L59 80V78H57ZM73 79H74V78H73ZM112 79H113V78H112ZM148 79H149V78H148ZM170 79H169V80H170ZM184 79H185V78H184ZM40 80L38 79L39 83H42V81L40 82ZM49 80H50V79H49ZM49 80L46 79L47 83H49V82H48ZM60 80H62V79H60ZM60 80H59V81H60ZM63 80H64V79H63ZM70 80H72V78H71ZM70 80H69V81H70ZM82 80H83V79H81V81H82ZM113 80H114V79H113ZM134 80H135V78H134ZM134 80H133V81H134ZM151 80L153 81V79H151ZM166 80H167V79H166ZM166 80H165V81H166ZM173 80H174V79H173ZM179 80H181V78H180ZM239 80H241V79H239ZM239 80H238V82H239ZM246 80H247V79H246ZM246 80H245V81H246ZM250 80H252V79H250ZM3 81H4V80H3ZM6 81H7V80H6ZM6 81H5V82H6ZM55 81H57V80H55ZM55 81H53V82H55ZM59 81H57V82H59ZM69 81H67V83H70V82H71V81H70V82H69ZM118 81H119V80H118ZM127 81H128V80H127ZM163 81H164V80H163ZM230 81H231V80H230ZM53 82H52V83H53ZM61 82H62V81H61ZM61 82H59V83L62 84ZM79 82H80V79H79ZM129 82H130V81H129ZM136 82H137V81H136ZM170 82H171V81H170ZM172 82H173V81H172ZM174 82H175V80H174ZM190 82H191V81H190ZM190 82H189V83H190ZM225 82H226V81H225ZM225 82H223V83H225ZM235 82H236V81H235ZM243 82H244V79H243ZM253 82H254V81H253ZM37 83H38V82H37ZM74 83H73V84H74ZM76 83H77V82H76ZM80 83H81V82H80ZM115 83H116V82H115ZM123 83H124V82H123ZM146 83H147V85H148V82H147V81H146ZM168 83H169V82H168ZM262 83H263V81H262ZM35 84H36V83H35ZM53 84H54V83H53ZM56 84H57V83H56ZM65 84H66V83H65ZM70 84H71V83H70ZM82 84H83V83H82ZM119 84L121 85L122 83H119ZM136 84H137V83H136ZM142 84H143V83H142ZM31 85H32V84H31ZM36 85H37V84H36ZM57 85H58V84H57ZM57 85H56V90H57ZM120 85H119V86H120ZM140 85H141V83H140L139 85L137 84L136 86L138 87V86H140ZM147 85H146V86H147ZM192 85H193V84H192ZM236 85H237V84H236ZM240 85H241V82H240ZM252 85H253V84H251V86H252ZM49 86H52V85L49 83V85L47 84V88H49ZM60 86H62V85H60ZM63 86H64V83H63ZM63 86H62V87H63ZM67 86H68V85H67ZM126 86H128V85H126ZM141 86H142V85H141ZM158 86H159V85H158ZM173 86H176V84L174 83ZM178 86H179V85H178ZM180 86H181V83H180ZM180 86H179V87H180ZM183 86H184V85H183ZM187 86H188V85H187ZM187 86H186V87H187ZM232 86H233V85H232ZM254 86H255V85H254ZM259 86H260V84H259ZM3 87H4V86H3ZM10 87L12 88V86H10ZM34 87H35V86H34ZM64 87H65V86H64ZM68 87H70V86H68ZM71 87H74V86L72 85ZM96 87H97V86H96ZM120 87H121V86H120ZM134 87H135V86H134ZM134 87H133V89L135 90ZM179 87H178V88H179ZM234 87H236V86H234ZM238 87H239V86H238ZM238 87H237V88H238ZM4 88H5V87H4ZM4 88H3V89H4ZM47 88H46V90H47V92H48V89H47ZM54 88H55V87H54ZM118 88H119V87H118ZM118 88H115V89H118ZM158 88H159V87H158ZM158 88H157V89H158ZM175 88H176V87H175ZM175 88H174V89H175ZM187 88H188V87H187ZM218 88H220V85H219ZM247 88H249V87H247ZM257 88H258V87H257ZM13 89H14V88H13ZM59 89H60V88H59ZM65 89H66V87H65ZM89 89H90V86H89ZM120 89H121V88H120ZM136 89H137V88H136ZM164 89H165V88H164ZM239 89H241V86H240ZM239 89H238V90H239ZM251 89H252V88H251ZM251 89H250V91H253V90H251ZM5 90H6V89H5ZM56 90H55V91L53 90L52 92H51V90H49V91H50L51 94H53V92H56ZM92 90H93V89H92ZM118 90H119V89H118ZM167 90H168V88H167ZM167 90H166V91H167ZM170 90H171V89H170ZM176 90H177V88H176ZM180 90H181V89H180ZM184 90H185V89H184ZM184 90H183V92H184ZM190 90H191V89H190ZM234 90H235V88H234ZM248 90H249V89H248ZM248 90H247V91H248ZM257 90H260V89L258 88ZM43 91H44V90H43ZM60 91H61V90H60ZM60 91L58 90V92H60ZM87 91H88V90H87ZM110 91H111V90H110ZM112 91H113V90H112ZM114 91H117V90H114ZM114 91H113V92H114ZM143 91L145 92V90H143ZM156 91H157V90H156ZM159 91H160V90H159ZM178 91H179V90H178ZM186 91H187V90H186ZM186 91H185V92H186ZM235 91H236V90H235ZM247 91H246V92H247ZM14 92H15V91H14ZM58 92H57V93H58ZM102 92H103V91H102ZM146 92H147V91H146ZM146 92H145V93H146ZM154 92H155V90H154ZM154 92H151V93L153 94ZM188 92H189V91H188ZM242 92H243V90H242ZM244 92H245V91H244ZM246 92H245V93H246ZM263 92H264V91H263ZM1 93H2V91H0V94H1ZM4 93H5V92H4ZM8 93L10 94V91H8ZM43 93H44V96L48 95V94H45V91L42 92V94H43ZM57 93H56V97H58V94H57ZM61 93H62V91H61ZM91 93H93V91H92ZM91 93H90V95H92ZM107 93H108V92H107ZM131 93L133 94V96H135V94H136L135 92H131ZM134 93H135V94H134ZM164 93H165V92H164ZM175 93H176V92H175ZM181 93H182V92H181ZM216 93H217V91H216ZM232 93H233V92H232ZM236 93H238V94H237L238 96L241 95V93H240V95H239V91L236 92ZM245 93H244V94H245ZM6 94H7V93H6ZM108 94H109V93H108ZM138 94H139V96H141L140 93H138ZM146 94H147V93H146ZM154 94H155V93H154ZM166 94H168V93L166 92ZM166 94H163V95H166ZM176 94H177V93H176ZM195 94L197 95V94H199V93L197 92V93H195ZM209 94H210V92H209ZM244 94H242V95H244ZM247 94H248V93H247ZM250 94H251V93H250ZM256 94H257V91H256ZM256 94H255V95H256ZM262 94H264V93H262ZM17 95L20 96L19 94H17ZM54 95H55V94H54ZM104 95H105V94H104ZM104 95H102V96H104ZM106 95H107V94H106ZM112 95H114V93H113ZM225 95H226V94H225ZM225 95H223V96H225ZM233 95H234V94H233ZM13 96H14V95H13ZM40 96H41V93H40ZM81 96H82V95H81ZM142 96H144V95L142 94ZM149 96H150V95H149ZM194 96H195V95H194ZM194 96H192V97H194ZM214 96H215V95H214ZM228 96H229V94L227 95V97H228ZM245 96H246V95H245ZM250 96H252V95H250ZM262 96H264V95H262ZM9 97L12 98L11 96H9ZM46 97H47V96H46ZM48 97H49V100H48V101H52V100L50 99V97H52V95H50V96H48ZM48 97H47V98H48ZM82 97H85V96H82ZM82 97H81V98H82ZM124 97H125V96H124ZM128 97H131V96H128ZM135 97H137V96H135ZM169 97H170V96H169ZM176 97H177V96H175L174 98H176ZM184 97H186V95H185ZM184 97H183V98H184ZM195 97H197V96H195ZM209 97H211V96H209ZM229 97H233V96H229ZM240 97H241V96H240ZM1 98H2V97H1ZM6 98H8V97H6ZM41 98H44L43 95L41 96ZM53 98H54V96H53ZM58 98H59V97H58ZM113 98H114V97H113ZM126 98H127V97H126ZM126 98H124V99H126ZM142 98H143V97H142ZM147 98H148V97H145V99H147ZM149 98H150V97H149ZM149 98H148V99H149ZM158 98H159V97H157V99H158ZM187 98H188V96H187ZM221 98H222V97H221ZM234 98H235V97H234ZM234 98H233V99H234ZM242 98H244V97H242ZM242 98H241V100H243ZM256 98H257V96H256ZM258 98H259V97H258ZM56 99H57V98H55L54 102H56ZM65 99H66V98H65ZM105 99H107V98H105ZM105 99H104V100H105ZM110 99H111V98H110ZM157 99H156V100H157ZM176 99H177V98H176ZM180 99H181V98H180ZM185 99H186V98H185ZM219 99H220V98H219ZM219 99H218V100H219ZM225 99H226V98H225ZM229 99H230V98H229ZM229 99H228V101H229ZM237 99H238V98H237ZM248 99H249V98H247V100H248ZM8 100H9V98H8ZM18 100L20 101V99H18ZM18 100H17V101H18ZM27 100H28L27 102H29V99H27ZM45 100H46V98H45ZM62 100H63V99H62ZM80 100H81V99H80ZM133 100H134V99H133ZM133 100H132V102H133ZM156 100H155V101H156ZM158 100H159V99H158ZM177 100L179 101V99H177ZM177 100H176V102H177ZM181 100H182V99H181ZM189 100H191V98H190ZM223 100H224V99H223ZM231 100H232V99H231ZM231 100H230V101H231ZM239 100H240V99H239ZM239 100H238V101H239ZM245 100H246V99H245ZM249 100H250V99H249ZM252 100H253V99H252ZM31 101H32V100H31ZM48 101L46 100V102H44V104L47 103ZM64 101H65V100H64ZM67 101H68V100H67ZM118 101L120 102V100H118ZM121 101H122V100H121ZM124 101H125V100H124ZM134 101H137V99L134 100ZM143 101H145V100H143ZM155 101H154V102H155ZM191 101H193L192 103H194V102L197 101V100H196V98H195V101H194V99L191 100ZM191 101H190V102H191ZM210 101H211V98H210V100H209V103H210ZM225 101H226V100H225ZM225 101H223L224 104H225ZM232 101H233V100H232ZM232 101H231V103H233ZM238 101H237V102H238ZM8 102H9V101H8ZM10 102H11V100H10ZM14 102H15V100H14ZM20 102H21V101H20ZM23 102H24V101H23ZM42 102H43V101H42ZM58 102H59V101H58ZM99 102H100V101H99ZM122 102H123V101H122ZM122 102H120V104H122ZM125 102H126V101H125ZM138 102H141V101H138ZM148 102H149V101H148ZM166 102H167V101H166ZM169 102H170V101H169ZM176 102L173 104V106H175ZM223 102H222V104H223ZM257 102H258V101H257ZM0 103H1V100H0ZM50 103H51V102H50ZM141 103H142V102H141ZM183 103H184V102H183ZM192 103H191V104H192ZM226 103H227V101H226ZM239 103H241V101H239ZM258 103H259V102H258ZM7 104H8V103H6L5 105H7ZM14 104H15V103H14ZM14 104H13V105H14ZM30 104H31V103H30ZM30 104H29V106L25 104V105L27 106V108H26L27 111L30 109V108H29V107H30ZM56 104H57V103H56ZM93 104H94V103H93ZM114 104L118 106V104H116V103H114ZM114 104H113V105H114ZM120 104H119V105H120ZM135 104H136V103H135ZM138 104H139V103H138ZM142 104H144V102H143ZM171 104H172V103H171ZM191 104H189V105H191ZM195 104H196V103H195ZM195 104H194V105H195ZM260 104H261V103H260ZM260 104H259V106H261ZM15 105H16V104H15ZM38 105H40V104H38ZM38 105H37V106H38ZM53 105H54V104H53ZM163 105H164V104H163ZM169 105H170V104H169ZM180 105L182 106L181 103H180ZM180 105H179V106H180ZM206 105H207V104H206ZM225 105H227V104H225ZM228 105H229V104H228ZM247 105H248V103H247ZM256 105H257V104H256ZM7 106H8V105H7ZM26 106H25V107H26ZM40 106H41V105H40ZM51 106H52V105H51ZM71 106H72V105H71ZM123 106L125 107V106H126V103H125V105H123ZM123 106L121 105V106H119V107H123ZM147 106L149 107L150 105H148V103H147ZM179 106H178V107H179ZM183 106H184V105H183ZM243 106H245V104H244ZM25 107H24V109H25ZM54 107H55V106H53V108H54ZM145 107H146V105H144V109H145ZM152 107H153V106H152ZM162 107H163V106H162ZM176 107H177V106H176ZM192 107H193V109H194V106H192ZM205 107H206V106H205ZM234 107H235V106H234ZM261 107H262V106H261ZM261 107H260V108H261ZM5 108H6V107H5ZM49 108H50V110H51V107H48V109H49ZM103 108H104V107H103ZM116 108H117V107H116ZM159 108L161 109V107H159ZM207 108H208V106H207ZM207 108H206V109H207ZM232 108H233V107H232ZM238 108H239V107H238ZM252 108H254V107L252 106ZM252 108H251V109H252ZM7 109H8V108H7ZM9 109H10V108H9ZM38 109H39V108H38ZM65 109H66V108H65ZM89 109H90V108H89ZM99 109H100V108H99ZM104 109H105V108H104ZM110 109H111V108H110ZM114 109H115V108H114ZM114 109H113V110H114ZM118 109H119V108H118ZM137 109H138V107H137ZM155 109H157V108H155ZM155 109H154V110H155ZM220 109H222V107H220ZM220 109H219V110H220ZM233 109H234V108H233ZM251 109H249V110L247 109L248 112H249ZM254 109H255V108H254ZM41 110H42V109H41ZM67 110H68V109H67ZM67 110H66V111H67ZM146 110H148V108H147ZM187 110H188V109H186L185 112H187ZM195 110L197 111V109H195ZM207 110H208V109H207ZM230 110H231V109H230ZM235 110H237V106H236V109H235ZM244 110H245V109H244ZM6 111H7V110H6ZM11 111H13V110H11ZM116 111H117V110H116ZM130 111H131V110H129V112H130ZM135 111H136V110H135ZM148 111H149V110H148ZM167 111H168V110H167ZM191 111L194 113V111H193L192 109H191ZM222 111H223V110H222ZM231 111H232V110H231ZM1 112H2V111H1ZM4 112H5V111H4ZM4 112H3V115L5 114ZM29 112H31V111H29ZM50 112H51V111H50ZM74 112H75V111H74ZM88 112H89V111H88ZM133 112H134V111H133ZM138 112H139V111H138ZM140 112H141V111H140ZM168 112H170V111H168ZM181 112H182V111H181ZM204 112H206V111H204ZM225 112L227 113L228 111L226 110ZM48 113H49V112H48ZM69 113H70V112H69ZM125 113H127V112H125ZM131 113H132V112H131ZM131 113H130V114H131ZM179 113H180V111H179ZM187 113H188V112H187ZM187 113H186V115H188ZM193 113H192V114H193ZM229 113H230V112H229ZM236 113H237V112H236ZM239 113H240V112H239ZM241 113H242V112H241ZM252 113H253V112H252ZM73 114H74V113H73ZM75 114H76V113H75ZM75 114H74V115H75ZM83 114H84V113H83ZM114 114H115V113H114ZM132 114H133V113H132ZM154 114H155V113H154ZM171 114H172V113H171ZM199 114H200V113H198V115H199ZM207 114H208V111H207ZM211 114H212V113H211ZM244 114H246V113H244ZM254 114H255V113H254ZM5 115H6V114H5ZM5 115H4V116H5ZM28 115H29V114H28ZM30 115H31V113H30ZM48 115H49V114H48ZM48 115H47V116H48ZM128 115H129V113H128ZM135 115H136V114H135ZM158 115H159V113H158ZM158 115H157V116H158ZM166 115H167V114H166ZM209 115H210V114H209ZM218 115H219V117H221L220 114H218ZM227 115H228V114H227ZM242 115H243V113H242ZM6 116H7V115H6ZM23 116H25V115H23ZM31 116H32V115H31ZM35 116H36V115H35ZM111 116H112V115H111ZM122 116H123V115H122ZM124 116H125V115H124ZM124 116H123V117H124ZM145 116H146V118H147V115H145ZM145 116H144V117H145ZM169 116H170V115H169ZM204 116H205V114H204ZM210 116H211V115H210ZM212 116H213V115H212ZM228 116H229V115H228ZM232 116H233V115H232ZM253 116H254V115H253ZM54 117H55V116H54ZM137 117H139V116H137ZM152 117H153V115H152ZM159 117H160V118L162 117L161 119H162V121H163L164 117H163V116H160V115H159ZM177 117H178V115H177ZM206 117H208V116L206 115ZM224 117H225V116H224ZM233 117H234V116H233ZM238 117H240V116H238ZM248 117H249V116H248ZM28 118H30V116L27 117V119H28ZM146 118H145V119H146ZM165 118H166V117H165ZM180 118H181V117H180ZM186 118H187V116H186ZM208 118H209V117H208ZM208 118H207V119H208ZM230 118H231V117H229V120H230ZM244 118H245V117H244ZM249 118H250V117H249ZM253 118H254V117H253ZM27 119H26V120H27ZM48 119H49V118H48ZM125 119H126V118H125ZM132 119H133V118H132ZM156 119H157V118H156ZM161 119H160V122H161ZM170 119H171V118H170ZM175 119H176V117H175ZM182 119H183V116H182ZM182 119H181V121H183ZM205 119H206V118H205ZM207 119H206V120H207ZM222 119H223V118H222ZM225 119H227V118L225 117ZM235 119H236V118H235ZM235 119H233V120H235ZM11 120H12V119H11ZM19 120H20V119H19ZM34 120H35V119H34ZM45 120H46V123H47V119H45ZM74 120H75V119H74ZM113 120H114V122H115V119H113ZM130 120H131V119H130ZM133 120H134V119H133ZM133 120H132V121H133ZM150 120H151V118H150ZM150 120H149V122H150ZM166 120H167V119H166ZM166 120H165V121H166ZM206 120H204V123H205ZM209 120H212V119L210 118ZM217 120H218V119H217ZM236 120H237V119H236ZM241 120H242V119H241ZM21 121H22V120H21ZM28 121H29V119H28ZM72 121H73V120H72ZM105 121H106V120H105ZM125 121H126V120H125ZM135 121H137V118H136ZM158 121H159V119L157 120V123H158ZM165 121H164V123H165ZM167 121L170 122L169 120H167ZM167 121H166V125H167ZM172 121H173V119H172ZM172 121H171V123H172ZM176 121H177V120H176ZM179 121H180V120H179ZM179 121H178V123H180ZM200 121H203L202 118H201V120H199V122H200ZM207 121H208V120H207ZM227 121H228V120H227ZM244 121H245V120H244ZM43 122H44V121H43ZM83 122H84V121H83ZM129 122H131V121H129ZM160 122H159V124H157V125H160ZM183 122H184V121H183ZM189 122H191V121H189ZM222 122L224 123V121H222ZM230 122H231V121H229V123H230ZM250 122H252V121H250ZM253 122H254V120H253ZM4 123H5V122H4ZM15 123H16V122H15ZM18 123H19V122H18ZM20 123H21V122H20ZM22 123H23V122H22ZM29 123H30V122H29ZM46 123H45V124L43 123V124L46 125ZM92 123H93V122H92ZM92 123H91V126H92ZM97 123H98V122H97ZM104 123H105V122H104ZM125 123H126V122H125ZM150 123H151V122H150ZM152 123H153V122H152ZM174 123H175V122H174ZM174 123H173V124H174ZM181 123H182V122H181ZM206 123H207V122H206ZM209 123H210V122H209ZM209 123H207V125H208ZM225 123H226V122H225ZM242 123H243V122L241 121V124H242ZM24 124H25V121H24ZM26 124L28 125V123H26ZM26 124H25V125H26ZM43 124H42V125H43ZM98 124H99V123H98ZM131 124H132V122H131ZM147 124H148V123H147ZM185 124H187V123L184 122V125H185ZM197 124H198V123H197ZM197 124H195V125H196L197 127H199V129H200V126L197 125ZM199 124H200V123H199ZM233 124H234V123H233ZM233 124H232V125H233ZM235 124H236V123H235ZM238 124H239V122H238ZM245 124H246V122H245ZM247 124H248V122H247ZM4 125H5V124H4ZM4 125H2V126L4 127ZM25 125H24V126H25ZM101 125H102V123H101ZM113 125H114V124H113ZM115 125H116V124H115ZM126 125H127V124H126ZM128 125H129V124H128ZM134 125H136V124H134ZM148 125H149V124H148ZM161 125H162V124H161ZM166 125H165V126H166ZM169 125H170V123H169ZM171 125H172V124H171ZM175 125L178 126V124H175ZM190 125H192V124H191V123H189V125L187 124V126H190ZM195 125H193V127H196ZM202 125H203V124H202ZM202 125H201V126H202ZM205 125H206V124H205ZM205 125H204V126H205ZM216 125H217V124H216ZM223 125H224V124H223ZM250 125H251V123H250ZM17 126H18V125H17ZM89 126H90V125H89ZM165 126H164V127H165ZM210 126H212V124H211ZM233 126H234V125H233ZM233 126H232V127H233ZM235 126H236V125H235ZM242 126H243V124H242ZM262 126L264 127V125H262ZM7 127H8V126H7ZM7 127H4V130L7 129ZM12 127H13V126H11V128H12ZM14 127H15V126H14ZM18 127H21V128H22L23 126H18ZM26 127H27V126H26ZM35 127H36V126H35ZM104 127H105V125H104ZM106 127L109 128V126H107V125H106ZM106 127H105V128H106ZM115 127H116V126H115ZM115 127L112 126V128H115ZM120 127H121V126H119V128H120ZM191 127H192V126H191ZM191 127H190V130H191ZM193 127H192V128H193ZM214 127H215V126H214ZM248 127H249V126H248ZM55 128H57V127H55ZM94 128H96V127H94ZM130 128L132 129V128H134V126H133V127H130V126H129V129H130ZM146 128H147V127H146ZM244 128H245V127H244ZM1 129H2V128H1ZM24 129H25V127H24ZM24 129H23V130L21 129V130L24 131ZM40 129H41V128H40ZM43 129H44V127H43ZM43 129H42V130H43ZM115 129H117V128H115ZM115 129H112V130L110 129V132H111V131H114ZM120 129H121V128H120ZM129 129H125V130H124V131L127 130V131H126V134H128L127 132L129 131ZM166 129H167V127H166ZM168 129H169V128H168ZM176 129H177V128H176ZM185 129H186V127H185ZM207 129L209 130V127H208ZM226 129H227V128H226ZM226 129H225L224 131H226ZM19 130H20V129H19ZM19 130H17V133H18V134H19V132H20V133L22 132L21 130H20V131H19ZM33 130H34V129H33ZM47 130H48V129H47ZM59 130H60V129H59ZM91 130H92V129H91ZM118 130H119V129H118ZM149 130H150V129H149ZM182 130H184V129H182ZM190 130H189V131H190ZM211 130H213V129L211 128ZM211 130H210V131H211ZM235 130H236V129H234V131H235ZM237 130H238V129H237ZM242 130H244V129H242ZM249 130H250V129H249ZM249 130H248V131H249ZM258 130H260V129H258ZM7 131H8V130H7ZM43 131H44V130H43ZM97 131H98V130H97ZM97 131H96V132H97ZM115 131H117V130H115ZM119 131H121V130H119ZM122 131H123V129H122ZM124 131H123V132H124ZM133 131H134V130H133ZM143 131H144V130H143ZM143 131H142V132H143ZM177 131H178V130H177ZM196 131H197V129H196ZM205 131H206V130H205ZM227 131H228V130H227ZM244 131H245V130H244ZM250 131H251V130H250ZM9 132H10V130H9ZM9 132H8V134H10ZM93 132H94V131H93ZM96 132H94L93 135L97 134ZM142 132H139V133H142ZM146 132H147V131H146ZM154 132H155V131H154ZM154 132H153V134H154ZM156 132H159V131H156ZM181 132H183V131H181ZM187 132H188V130L186 131V135H187ZM200 132H201V131H200ZM208 132H209V131H208ZM232 132H233V131H232ZM256 132H257V131H256ZM12 133H13V132H12ZM24 133H25V132H24ZM30 133H31V132H30ZM101 133H102V132H101ZM112 133H113V132H112ZM112 133H111V134H112ZM115 133L117 134L118 131L115 132ZM129 133H130V132H129ZM169 133H170V131H169ZM173 133H174V132H173ZM176 133H177V135H178V134L180 133V130H179V133H178V132H176ZM193 133H194V132H193ZM195 133H197V132H195ZM198 133H199V132H198ZM201 133H205V132L203 131V132H201ZM211 133H212V132H211ZM225 133H226V132H225ZM225 133H224V134H225ZM249 133H250V132H249ZM259 133H261V132L259 131ZM8 134H7V135H8ZM13 134H14V133H13ZM32 134H33V131H32ZM45 134H46V133H45ZM60 134H61V132H60ZM107 134H108V133H107ZM107 134L105 135V142L111 138L110 136H109V138H107V137H106V136H108ZM116 134L113 135V137H116ZM122 134H123V133H122ZM130 134H131V133H130ZM150 134H151V133H149V135H150ZM155 134H156V133H155ZM163 134H164V131L161 132V135H163ZM167 134H168V133H167ZM188 134H189V132H188ZM191 134H192V133H191ZM191 134H190V135H191ZM206 134H207V133H206ZM206 134H205V136H206ZM247 134H248V133H247ZM247 134L245 133L244 135H247ZM16 135H17V134H16ZM54 135L56 136L55 133H54ZM54 135H53V137H55ZM100 135H101V134H100ZM117 135H118V134H117ZM119 135H121V134H119ZM137 135H139V134H137ZM142 135H143V134H142ZM170 135H171V137L174 136L175 138H176V136H177L176 134L173 135V134H171V133H170ZM175 135H176V136H175ZM182 135H184V133L181 134V137H180V138H183ZM192 135H193V134H192ZM192 135H191V137H190L191 139H192ZM196 135H198V134H196ZM196 135H195V138H196ZM207 135H208V134H207ZM209 135H210V134H209ZM230 135H231V134H230ZM237 135H239V133H237ZM262 135H263V134H262ZM262 135H261V137H262ZM1 136H2V135H1ZM1 136H0V137H1ZM8 136L10 137L11 135H8ZM34 136H35V135H33V137H34ZM57 136H59L58 138H60V137L63 136V135H58V134H57ZM124 136L126 137L125 134H124ZM130 136H131V135H130ZM132 136H133V135H132ZM134 136H135V135H134ZM139 136H140V135H139ZM147 136H148V135H147ZM147 136H145V137L147 138ZM163 136H164V135H163ZM166 136H167V135H166ZM187 136H188V135H187ZM225 136H226V135H225ZM225 136H224V137H225ZM248 136H249V135H248ZM250 136H251V135H250ZM63 137H64V136H63ZM89 137H90V136H89ZM99 137L101 138L102 135L99 136ZM122 137H123V135H122ZM122 137H119V136H118V138H120V139H121ZM160 137H162V136H160ZM177 137H178V136H177ZM198 137H199V136H198ZM210 137H212V136H210ZM221 137H222V136H221ZM236 137H237V136H236ZM246 137H247V136H246ZM252 137H253V136H252ZM256 137H257V136H256ZM5 138H6V137H5ZM15 138H16V137H15ZM55 138H56V137H55ZM87 138H88V137H87ZM100 138H98V139H99L98 142H100ZM106 138H107V139H106ZM118 138H117V139L115 138V140H118ZM142 138H143V137H142ZM148 138H149V137H148ZM167 138H168V137H167ZM167 138H166V139H167ZM180 138H179V139H180ZM199 138H200V137H199ZM215 138H217V137H215ZM218 138H219V137H218ZM218 138H217V139H218ZM10 139L12 140V139H14V137H13V138H10ZM102 139H103V138H102ZM113 139H114V138H113ZM113 139H112V140H113ZM158 139L162 140L163 137H162V139H161V138H158ZM166 139H165V140H166ZM176 139H177V138H176ZM176 139H174V141H175ZM185 139H186L185 137H184V139H181V142H182V140H185ZM196 139H197V138H196ZM204 139H206V138H204ZM217 139H216V140H217ZM222 139H223V138H220L221 141H222ZM249 139H250V138H249ZM254 139H256V138H254ZM45 140H46V139H44V141H45ZM50 140H51V139H50ZM50 140H49V141H50ZM56 140L58 141L59 139H54V140H51L50 142H49V141H48V142H49V144H50V143H53V141H56ZM93 140H94V139H93ZM93 140L91 141L92 143H93ZM115 140H113V141L115 142ZM124 140H125V139H123V141H124ZM201 140H202V139H201ZM251 140H252V139H251ZM6 141H7V140H6ZM9 141H10V140H9ZM94 141H95V140H94ZM102 141H103V140H101V144H102ZM120 141L122 142V139H121ZM120 141L118 142L119 144L121 143ZM158 141H159V140H158ZM168 141H169V140H166L167 144H168ZM172 141H173V140H172ZM172 141H170V142H172ZM178 141H179V143H180V140H178ZM186 141L188 142V141H191V140H188V139H187ZM192 141H193V140H192ZM195 141H196V140H195ZM198 141H200V140H198ZM209 141H210V140H209ZM225 141H226V140H225ZM260 141H261V140H260ZM260 141H259V142H260ZM7 142H8V141H7ZM38 142H39V141H38ZM84 142H85V141H84ZM98 142H96V143H98ZM103 142H104V141H103ZM105 142H104L103 144H105ZM110 142H112V141H110ZM114 142H113V143H114ZM125 142H126V141H125ZM125 142H122L121 144H123V143H125ZM139 142H140V141H139ZM196 142H197V141H196ZM204 142H206V140H204ZM217 142H218V141H217ZM222 142H223V141H222ZM231 142H232V140H231ZM246 142H249V141L247 140ZM250 142H251V144H252V141H250ZM250 142H249V143H250ZM259 142L257 141L258 144H259ZM0 143H1V141H0ZM40 143H41V142H40ZM55 143H57V142H55ZM73 143H74V142H73ZM92 143H91V144H92ZM118 143L116 144L117 146L119 145ZM135 143H136V142H135ZM153 143H154V142H153ZM185 143H186V142H185ZM198 143L200 144L201 141L198 142ZM206 143H209V142H206ZM212 143H213V142H212ZM218 143H220V141H219ZM218 143H216V144H218ZM224 143H225V142H224ZM224 143H222V144H224ZM255 143H256V141H255ZM255 143L253 142L254 146L256 145ZM261 143H262V142H261ZM42 144H43V143H41L40 145H42ZM47 144H48V143H47ZM49 144H48V145H49ZM91 144H89V145L91 146ZM110 144H111V143H110ZM114 144H115V143H114ZM121 144H120V145H121ZM164 144H165V143H164ZM183 144H184V143H183ZM204 144H205V143H204ZM213 144H214V143H213ZM246 144H247V143H246ZM45 145H46V144H45ZM51 145H52V144H51ZM54 145H55V144H54ZM68 145H69V144H68ZM70 145H71V144H70ZM70 145H69V146H70ZM83 145H84V144L82 143V146H83ZM97 145H98V144H97ZM97 145H96L95 148H97ZM106 145H109V143H107ZM106 145H105V149L107 150V148H108V147L110 148V146L106 147ZM111 145H112V144H111ZM123 145H124V144H123ZM123 145H122V146H123ZM138 145H139V144H138ZM147 145H148V144H147ZM147 145H145V146H147ZM152 145H153V144H152ZM165 145H166V144H165ZM165 145H163V146H165ZM169 145H170V144H169ZM169 145H168V147H169ZM184 145H185V144H184ZM184 145H183V147H184ZM187 145H188V143H187ZM190 145H191V144H190ZM197 145H198V144H197ZM207 145H208V144H207ZM211 145H212V144H210V146H211ZM225 145H227V142H226ZM225 145H224V148H225V149L223 148V146H222V149H220V148H218V149H220V150H222V151H223V149L226 150ZM262 145H263V143H262ZM6 146H7V145H6ZM6 146H5V147H6ZM42 146H43V145H42ZM74 146H75V147H78V145L76 146L75 143H74ZM74 146H73V147H74ZM85 146H86V144H85ZM85 146H83V147H85ZM100 146H102V145H100ZM100 146L98 145V147H100ZM113 146H115V145H113ZM117 146H115V147H117ZM158 146H159V145H158ZM185 146H186V145H185ZM188 146H189V145H188ZM188 146H187V147H188ZM198 146H199V145H198ZM201 146H202V145H201ZM205 146H206V144H205ZM205 146H203V147L200 148V149H201V150L204 149ZM208 146H209V145H208ZM220 146H221V145H220ZM250 146H251V145H250ZM252 146H253V145H252ZM254 146H253V147H254ZM259 146H260V147H263V146H261V145H259ZM259 146H257V148H258ZM53 147H54V146H53ZM93 147H94V145H92V149H93ZM103 147H104V146H103ZM120 147H121V146H120ZM152 147H153V146H152ZM165 147H166V146H165ZM170 147H171V146H170ZM193 147H194V146H193ZM243 147H244V146H243ZM245 147L247 148V146H245ZM28 148H29V147H28ZM44 148H45V147H43V149H44ZM86 148H88V144H87V147H86ZM95 148H94V149H95ZM117 148H118V147H117ZM150 148H151V146H150ZM163 148H164V147H163ZM177 148H178V147H176V149H177ZM179 148H180V146H179ZM205 148L208 149V148H211V147H208V148H207V146H206ZM250 148H251V147H250ZM250 148H249V149H250ZM52 149H53V148H51L50 151H49L48 148H47L46 150H48V151L51 153V150H52ZM82 149H83V148H82ZM100 149H101V148H100ZM111 149H112V148H110V151H112ZM121 149H122V147H121ZM121 149H120V151H121ZM148 149H149V148H148ZM153 149H154V148H153ZM157 149H158V148H157ZM159 149H160V148H159ZM161 149H162V148H161ZM161 149H160V150H161ZM174 149H175V147H174ZM180 149L182 150V146H181ZM189 149H191V148H189ZM197 149H199V148H196V146H195L194 150H196V153H197ZM213 149H214V148H213ZM215 149H217V148H215ZM215 149H214V151L216 152ZM234 149H235V148H234ZM236 149H237V148H236ZM242 149H243V148H242ZM255 149H256V148H255ZM255 149H254V150H255ZM258 149H259V148H258ZM258 149H256V151H257ZM260 149H261V148H260ZM260 149H259V150H260ZM73 150H74V149H73ZM88 150H89V149H88ZM95 150H96V152H97L98 149H95ZM101 150H104V149H101ZM126 150H127V149H126ZM132 150H134V149L132 148ZM137 150H138V149H137ZM172 150H173V147H172ZM181 150H180V151H181ZM191 150H192V149H191ZM201 150H200V151H201ZM210 150H211V152H210ZM210 150H209V152L212 153V152H213L212 149H210ZM247 150H248V148H247ZM250 150L253 151V148L250 149ZM250 150H249V151H250ZM41 151H42V150H41ZM52 151H53V150H52ZM74 151H75V150H74ZM84 151H86V150H84ZM84 151L82 150L81 152L83 153ZM93 151H94V150H93ZM120 151H118V152H120ZM155 151H156V149H155ZM174 151H175V150H173L172 152H174ZM184 151H185V150H184ZM184 151L181 152V153H184ZM205 151H206V150H205ZM218 151H219V150H218ZM222 151H221L220 153H222ZM252 151H251V153H252ZM39 152H40V151H39ZM53 152H54V151H53ZM75 152H76V151H75ZM75 152H73V153L75 154ZM78 152H79V151H78ZM118 152H116L117 155H114V156H118ZM128 152H129V150H128ZM130 152L133 153V151H130ZM130 152H129V153H130ZM134 152H135V151H134ZM151 152H153V150H152ZM157 152H158V151H157ZM166 152H168V151H166ZM169 152H170V151H169ZM198 152H199V151H198ZM206 152L208 153V151H206ZM225 152H226V151H224V153H225ZM253 152H254V151H253ZM41 153H43V151H42ZM45 153H47V151H45ZM50 153H47V154L49 155ZM68 153H69V152H68ZM76 153H77V152H76ZM79 153H80V152H79ZM82 153H81V154H82ZM121 153H122V152H121ZM121 153H120V154H121ZM131 153H130V154H131ZM144 153H145V152H144ZM147 153H148V152H146V154H147ZM158 153H159V152H158ZM177 153H178V151L176 150V154H177ZM181 153H179V155H177V156H180ZM192 153H193L192 155H194L195 152L193 151ZM204 153H205V152H204ZM204 153H202V151H201V155H202V156L204 155ZM217 153H219V152H217ZM226 153H227V152H226ZM255 153H256V152H255ZM258 153H259V152H258ZM260 153H261V154H264V152L262 153L261 150H260ZM77 154H78V153H77ZM77 154H76V157H77V158H78V157L81 158V157L78 156ZM88 154H89V153H88ZM95 154H96V153H95ZM126 154H127V153H126ZM126 154H125V155H126ZM171 154H172V153H171ZM176 154H175V155H176ZM187 154H189V153L187 152ZM187 154H185V156H186ZM199 154H200V152H199ZM199 154H198V155H199ZM205 154H206V153H205ZM212 154H213V153H212ZM222 154H223V153H222ZM222 154H219V155L222 156ZM236 154H237V153H236ZM43 155H44V153H43ZM43 155H42V156H43ZM53 155H54V154H53ZM89 155H90V154H89ZM128 155H129V154H127L126 156L128 157ZM132 155H134V154H132ZM135 155H137V154H135ZM135 155H134V157H136ZM138 155H139V152H138ZM151 155L153 156L152 153H151ZM151 155H150V156H151ZM192 155H191V157H192ZM201 155H200V156H201ZM210 155H211V154H210ZM231 155H233V154H231ZM256 155H257V154H256ZM50 156H52V155H50ZM84 156H85V155H84ZM120 156H121V155H120ZM126 156H123V157H126ZM146 156H148V155H146ZM150 156H148V157H150ZM152 156H151V158H152ZM161 156H162V155H161ZM168 156H169V158L171 157V155H168ZM172 156H173V155H172ZM177 156H175V157H177ZM185 156L183 155V158H184ZM187 156H188V155H187ZM196 156H197V155H196ZM207 156H208V155H207ZM223 156H224V155H223ZM233 156H234V155H233ZM240 156H241V154H240ZM244 156H245V157H244ZM244 156H243V157L246 158V155H244ZM67 157H68V156H67ZM87 157H88V156H87ZM93 157H94V156H93ZM130 157H131V156H130ZM154 157H156V156H154ZM158 157H159V156H158ZM225 157H226V156H225ZM236 157H237V156H236ZM248 157H249V156H247V158H248ZM251 157H252V156H251ZM261 157H263V156H261ZM43 158H46V157H43ZM70 158H71V157H70ZM73 158H74V156H73L71 159L73 160ZM79 158H78V159H79ZM105 158H108V157H105ZM121 158H122V157H121ZM159 158H161V157H159ZM171 158H172V157H171ZM180 158H181V157H180ZM185 158L187 159V161H189V157H188V158L185 157ZM185 158H184V159H185ZM193 158H194V157H193ZM204 158H206L205 155L203 156L202 160H203ZM208 158H209V156H208ZM219 158H220V157H219ZM221 158H222V157H221ZM244 158H243V159H244ZM26 159H27V158H26ZM61 159H62V158H61ZM65 159H67L66 156H65ZM88 159H90V158H88ZM92 159H93V158H92ZM92 159H90V160H92ZM142 159H143V158H142ZM178 159H179V157H178ZM209 159H210V158H209ZM209 159H208V160H209ZM224 159H225V158H224ZM224 159H223V162H224ZM229 159H230V157H229ZM251 159H252V158H251ZM45 160H46V159H45ZM69 160H70V159H69ZM72 160H71V162H72ZM75 160H76V159H75ZM93 160H94V159H93ZM105 160H106V159H105ZM107 160H108V159H107ZM107 160H106V162H107ZM111 160H112V159H111ZM111 160H110V161H111ZM124 160H127V158L124 159ZM124 160H123V158H122V161H124ZM131 160H132V159H131ZM131 160H130V161H131ZM159 160L162 161V158H161V159H158L157 161H159ZM172 160L174 161L175 158H172L171 161H170V160H169V161H170V162H173ZM176 160H177V159H176ZM197 160H198V159H197ZM197 160H192V162H193V161L197 162ZM208 160H207V161H208ZM245 160H246V159H245ZM249 160H250V159H249ZM249 160H246V161L248 162ZM16 161H17V160H16ZM58 161H60V160L58 159ZM64 161L66 162V160H64ZM116 161H117V160H115V162H116ZM119 161H120V160H119ZM132 161H133V160H132ZM135 161H136V160H135ZM135 161H133V162H135ZM139 161H140V160H139ZM157 161H156V162H157ZM161 161H160V162H161ZM200 161H201V158H200ZM203 161H204V160H203ZM207 161H206V162H207ZM214 161H215V160H214ZM219 161H220V159H219ZM235 161H236V160H235ZM235 161H234V162H235ZM257 161H258V160H257ZM52 162H53V160H52ZM102 162H104V161H102ZM120 162H121V161H120ZM120 162H119V163H120ZM127 162H129V160L126 161V162H124V163L126 164ZM141 162H142V161H141ZM145 162H147V161H145ZM152 162L154 163L155 161H152ZM178 162H179V161H178ZM181 162H185V161H181ZM192 162H191V163H192ZM201 162H202V161H201ZM204 162H205V161H204ZM221 162H222V160L220 161V163H221ZM223 162H222L221 164H223ZM232 162H233V161H231L230 164H231ZM244 162H245V161H244ZM244 162H243V163H244ZM249 162H250V161H249ZM252 162H253V161H252ZM53 163H54V162H53ZM58 163H59V162H57V164H58ZM62 163H63V162H62ZM72 163H74V162H72ZM90 163H91V162H90ZM92 163H93V162H92ZM107 163H109V161H108ZM124 163H123V165H124ZM130 163H131V162H130ZM167 163H168V158H167ZM191 163H190V164H191ZM209 163H210V161H209ZM209 163H208V164H209ZM211 163H212V161H211ZM46 164H47V163H46ZM64 164H65V163H64ZM86 164H88V162H87ZM110 164H111V163H110ZM114 164L117 165L116 163H114ZM146 164H147V163H146ZM150 164H152V163H150ZM150 164L148 165V170H150V168H151V165H150ZM170 164H171V163H170ZM53 165H54V164H52V166H53ZM55 165H56V164H55ZM69 165H70V164H69ZM69 165H66V166H69ZM74 165H75V164H74ZM82 165H83V164H82ZM90 165H91V164H90ZM90 165H89V166H90ZM104 165H105V163H104ZM121 165H122V164H121ZM126 165H128V164H126ZM143 165H145V164H143ZM157 165H158V163H157ZM164 165H165V167H166V165L168 166L169 164H166V163H165ZM186 165H189V164L186 163ZM192 165H193V164H192ZM201 165H202V164H201ZM224 165L226 166V164H224ZM233 165H234V164H233ZM235 165H236V163H235ZM56 166H57V165H56ZM71 166H72V164L70 165V168H71ZM77 166H78V165H77ZM84 166L86 167L87 165L84 164ZM84 166H83V167H84ZM89 166H87V168H88ZM108 166H109V165H108ZM130 166H131V165H129V167H130ZM139 166H140V165H139ZM141 166H142V165H141ZM149 166H150V168H149ZM184 166H185V165H184ZM210 166L212 167V166H213V163H212V165H210ZM214 166H215V165H214ZM216 166H217V163H216ZM221 166H222V165H221ZM228 166H230V167H228ZM228 166H226V167H228V171H230V170H231L230 168H231L232 165H228ZM246 166L248 167V165H246ZM258 166H259V165H258ZM26 167H27V166H26ZM46 167H47V165H46ZM48 167H49V166H48ZM53 167H54V166H53ZM72 167H73V166H72ZM74 167H75V166H74ZM93 167H94V166H93ZM99 167H100V166H99ZM105 167H106V166H105ZM105 167H104V168H105ZM109 167H110V166H109ZM119 167H120V166H119ZM126 167H127V166H126ZM154 167H155V166H154ZM160 167L163 168L164 166H163V165H161V166L159 165V168H158V167H157V168H158V169H161ZM179 167H180V166H179ZM179 167H178V168H179ZM217 167L220 169V166H219V165H218ZM223 167H224V166H223ZM226 167H225V168H226ZM232 167H234V166H232ZM247 167H246V168H247ZM249 167H250V166H249ZM80 168H81V167H80ZM90 168H91V167H90ZM97 168H98V167H97ZM101 168H103V166H101ZM106 168H107V167H106ZM111 168H112V167H111ZM111 168H110V169H111ZM123 168H124V167H123ZM138 168H139V167H138ZM146 168H147V167H146ZM157 168H156V169H157ZM171 168H172V170L174 169L173 171L177 170L176 167L173 168V166H172ZM171 168L168 169V171H170ZM175 168H176V169H175ZM194 168H195V167H194ZM213 168H214V167H213ZM225 168H222V169H225ZM234 168H235V167H234ZM241 168H242V167H241ZM255 168H256V167H255ZM36 169H37V168H36ZM48 169H49V168H48ZM60 169H61V168H60ZM64 169H68V168H64ZM78 169H79V168H78ZM82 169H84V168H82ZM107 169H108V168H107ZM115 169H117V168H115ZM125 169H126V168H125ZM125 169H124V170H125ZM127 169H128V168H127ZM142 169H143V167L140 168V170H142ZM156 169H155V170H156ZM181 169H182V170H181ZM181 169H180V170L183 171V167H181ZM185 169H186V168H185ZM204 169L206 170L205 167H204ZM214 169H215V168H214ZM226 169H227V168H226ZM243 169H245V163H244V168H242V170H243ZM261 169H262V168H261ZM30 170H31V169H30ZM49 170H50V169H49ZM85 170H86L85 172H80V173H79L80 170L77 171V169H76L75 171L78 172L79 176H80L81 173H84V176H85V175H86V172L89 170V168H88V170H87V169H85ZM95 170H96V169H95ZM132 170H133V169H132ZM136 170H137V168H136ZM144 170L146 171L147 169H144ZM172 170L170 171L171 173H172ZM180 170H179V172H181ZM186 170H187V169H186ZM186 170H185V171H186ZM190 170L192 171V169H190ZM190 170H189V171H190ZM197 170H198V169H197ZM209 170H211L210 167H209ZM217 170H218V169H217ZM232 170H234V169L232 168ZM246 170H249V169L247 168ZM57 171H58V169H57ZM69 171H70V170H69ZM69 171L67 170V173H69ZM71 171H72V173L74 172L73 170H71ZM83 171H84V170H83ZM89 171H90V170H89ZM129 171H131V170H129ZM134 171H135V170H134ZM145 171H144V172H145ZM158 171H159V170H158ZM212 171H213V169H212ZM218 171H220V170H218ZM225 171H226V170H225ZM263 171H264V169L262 170V172H263ZM49 172H50V171H49ZM51 172H52V171H51ZM53 172H54V174H55V171H53ZM53 172H52V173H53ZM91 172H92V170H91ZM93 172H94V171H93ZM103 172H104V171H103ZM105 172H107V170H106ZM122 172H123V171H122ZM163 172H164V170H163ZM170 172H169V173H170ZM198 172H199V170H198ZM223 172H224V171H223ZM223 172H222V173H223ZM230 172H231V171H230ZM236 172H237V171H236ZM243 172H245V171L243 170ZM260 172H261V170L258 171V174H259ZM52 173H51V174H52ZM72 173H71V174H72ZM107 173H108V172H107ZM107 173H105V174H107ZM120 173H121V172H120ZM169 173H168V174H169ZM177 173H178V172H176L175 174H177ZM186 173L188 174V170L186 171ZM208 173H209V171H208ZM211 173H212V172H211ZM211 173H210V174H211ZM213 173H214V172H213ZM213 173H212V174H213ZM227 173H229V172H227ZM241 173H242V171H241ZM241 173H240V174H241ZM250 173H251V172H250ZM24 174H25V173H24ZM47 174H48V173H47ZM47 174H46V175H47ZM95 174H97V173H95ZM105 174H104V175H105ZM109 174H110V173H109ZM114 174H116V173L114 172ZM132 174H133V175H134V174L137 175L138 173H132ZM181 174H182V173H181ZM189 174H190V173H189ZM232 174L234 175L233 172H232ZM243 174H244V173H243ZM243 174H242V175H243ZM64 175H65V173H64ZM69 175H70V174H69ZM69 175L66 174L67 178H68ZM88 175H89V177H88V179H89V178H90V175L92 176V174L89 173ZM88 175H87V176H88ZM116 175H117V174H116ZM136 175H134V176H136ZM138 175H139V174H138ZM140 175H142V174L140 173ZM160 175H161V174H160ZM162 175H163V173H162ZM177 175H178V177H182V175H181V176H179V174H177ZM177 175H176V177H177ZM184 175H185V174H184ZM198 175H199V173H198ZM218 175H219V174H218ZM220 175L222 176V174H220ZM224 175H225V174H223V176H224ZM58 176H59V175H58ZM81 176H82V174H81ZM87 176H86V177H87ZM102 176H103V175H101V177H102ZM112 176H113V175H112ZM117 176H118V175H117ZM151 176H152V175H151ZM168 176H171V175H168ZM172 176H174V175H172ZM185 176H186V175H185ZM199 176H200V175H199ZM202 176L204 177L205 174H203V175L201 174V177H202ZM208 176H209V175H208ZM210 176H211V175H210ZM210 176H209V177H210ZM216 176H217V175H216ZM223 176H222V177H223ZM230 176H231V175H230ZM235 176H236V175H235ZM237 176H238V174H237ZM237 176H236V178H234V179L232 178V181H233V180L235 181L236 179H238ZM243 176H246V177H247V175H243ZM243 176H242V180L244 179ZM250 176H251V175H249L248 177L251 178L252 176H251V177H250ZM12 177H13V176H12ZM43 177H44V176H43ZM43 177H42V178H43ZM69 177H70V176H69ZM75 177H77V176H74V177H73V178H74L73 181H74L75 183H77L76 181H78V180L75 181V179H76ZM86 177H84V178L86 179ZM96 177H98V175H97ZM138 177H139V176H138ZM159 177H161V176H158V178H159ZM178 177L175 178V180H176V179H179ZM203 177H202V179H203ZM206 177H207V174H206ZM209 177H208V178H209ZM232 177H234V176H232ZM18 178H20V177L18 176ZM44 178H45V177H44ZM77 178H80V177H77ZM81 178L83 179V176H82ZM93 178H94V176H93ZM93 178H92V179H93ZM104 178H105V177H104ZM107 178H108V177H107ZM118 178H119V177H118ZM145 178H148V177L145 176ZM164 178L169 179L167 176H166V177L164 176ZM194 178H195V177H193V179H194ZM210 178H211V177H210ZM214 178H216V177H214ZM230 178H231V177H230ZM249 178H248V179H249ZM49 179H50V178H48V180H49ZM60 179H62V178H60ZM60 179H59V180H60ZM64 179H65V178H64ZM69 179H70V178H69ZM85 179H83V180H85ZM92 179H91V180L89 179V180L92 181ZM125 179H126V178H125ZM125 179H124V180H125ZM127 179H128V178H127ZM127 179H126V181H127ZM132 179H133V177H132ZM132 179H130V180H132ZM140 179H142L141 176H140ZM167 179H165V180H166L167 183H168L170 180L168 181ZM195 179H197V178H195ZM198 179H200V178L198 177ZM204 179H205V177H204ZM220 179H221V177H220ZM246 179H247V178H246ZM246 179H245V180H246ZM251 179H252V178H251ZM19 180H20V179H19ZM48 180H47V182H46V183H47L46 185H48ZM53 180H56V178L54 177ZM70 180L72 181V177H71ZM79 180H80V179H79ZM89 180H88V181H89ZM97 180H98V179H97ZM97 180H96V181H97ZM103 180H104V179H103ZM109 180H110V181H109ZM109 180H108L109 182H112L111 179H109ZM115 180H116V179H115ZM143 180H145L144 177H143ZM151 180H152V179H151ZM153 180H154V179H153ZM155 180L157 181L156 178H155ZM161 180H162V179H161ZM161 180L158 181V182H161ZM181 180L184 181L183 178H182ZM181 180H179V181L176 180V181L179 182V185H180V184L183 185V183H185L183 186H181L182 188H183L184 186H188V187H189V184H192L193 181H194V180H192V181H191L192 183L189 181V182H188L189 184L186 185V182H185V181H184L183 183H182V182L180 183ZM42 181H44V180H42ZM42 181H41V182H42ZM51 181H52V179H51ZM51 181H50V182H51ZM113 181H114V179H113ZM128 181H129V180H128ZM128 181H127L126 183H129ZM137 181H138V180H137ZM141 181H142V180H141ZM166 181H165V182H166ZM172 181H174V179H173ZM176 181H174V182L176 183ZM186 181H188V180H186ZM197 181H198V180H197ZM208 181H209V180H208ZM208 181H207L206 183H208ZM238 181H240V180H238ZM246 181H247V180H246ZM246 181H245V182H246ZM55 182H56V181L51 182V184H53V183H55ZM92 182H93V181H92ZM99 182H100V181H99ZM101 182H102V178H101ZM101 182H100V183H101ZM120 182H121V181H120ZM120 182H119V184H120ZM130 182H131V181H130ZM147 182H148V180H147ZM147 182H146V183H147ZM149 182H150V181H149ZM178 182H177V183H178ZM194 182H195V181H194ZM199 182H200V184H203V182H201V179H200ZM210 182H211V181H210ZM222 182H223V180H222ZM227 182H228V181H227ZM227 182H226V183H227ZM235 182H236V181H235ZM235 182H234V183H235ZM249 182H250V180H249ZM254 182H255V181H254ZM60 183H61V182H60ZM67 183L69 184V182H66V183L64 182V184H67ZM75 183H74V184H75ZM82 183H84V182H82ZM107 183H108V182H107ZM115 183H116V182H115ZM121 183H122V182H121ZM126 183H125V184H126ZM154 183H155V182H154ZM169 183H172V182L170 181ZM230 183H231V181H230ZM242 183H243V182H242ZM12 184H13V183H12ZM68 184H67V185H68ZM78 184H80V181H78ZM78 184H77V185H78ZM96 184H97V183H96ZM131 184H132V183H131ZM138 184H141V183H137V185H138ZM150 184H153V183H150ZM161 184H162V183H161ZM161 184L159 183L158 185L161 186ZM163 184H164V181H163ZM197 184H198V183H197ZM200 184H199V185H200ZM223 184H224V182H223ZM232 184H233V183H232ZM248 184H249V183H246L245 185H248ZM4 185H5V184H4ZM42 185H43V183H42ZM46 185H44V186H46ZM55 185H56V184H55ZM55 185L53 184V187H57V186H55ZM57 185H58V184H57ZM60 185H61V184H60ZM60 185H59V186H60ZM69 185H70V184H69ZM69 185H68V187L72 186V185H70V186H69ZM101 185H102V184H101ZM103 185H104V184H103ZM103 185H102V187H103ZM129 185H130V184H129ZM158 185H157V186L155 185V187L158 188ZM173 185H175V184L173 183ZM195 185H196V184L194 183V187H195ZM199 185H197V186L199 187ZM208 185H211V184H208ZM213 185L216 186V189H218V187H219V180H218L217 178L215 179V181H212V186H213ZM224 185H225V184H224ZM234 185H236V184H234ZM250 185H252V184H250ZM250 185H249V186H250ZM8 186H9V184H8ZM39 186H40V185H39ZM84 186H85V185H84ZM105 186H106V182H105ZM105 186H104V187H105ZM119 186H122V185H119ZM144 186H145V184L143 185V187H144ZM147 186H148V185H147ZM164 186H165V185H164ZM164 186L162 185V187L167 191L166 187H164ZM167 186H168L167 188L169 189L170 187H169L168 184H167ZM177 186H178V184H177L176 186H173V189H174V187H177ZM191 186H192V185H191ZM201 186H202V185H200V188L203 189V186H202V187H201ZM252 186H253V185H252ZM19 187H20V186H19ZM60 187H61V186H60ZM60 187H58V188H60ZM66 187H67V186H66ZM74 187H75V186H74ZM91 187H93V186H90V188H91ZM100 187H101V186H99L98 188H100ZM109 187H110V186H109ZM134 187H135V186H134ZM134 187H133V188H134ZM136 187H137V186H136ZM141 187H142V186H141ZM141 187H140V188H141ZM171 187H172V185H171ZM188 187H186V188H188ZM242 187L244 188V185H243V184H242ZM246 187H247V186H246ZM47 188H48V190L50 189V187H47ZM70 188L72 189L73 187H70ZM85 188H86V187H85ZM93 188H94V187H93ZM93 188H91V189L93 190ZM113 188H114V187H113ZM121 188H123V186H122ZM153 188H154V187H153ZM160 188H161V187H160ZM160 188H159V191H162V189H160ZM200 188H199V190H201ZM214 188H215V187H214ZM226 188H227V187H226ZM232 188H233V185H232ZM16 189H17V188H16ZM65 189H66V188H65ZM88 189H89V188H88ZM135 189H136V188H135ZM175 189H176V188H175ZM183 189H185V187H184ZM193 189H194V188H193ZM211 189H212V188L208 189V191L211 190ZM221 189H223V187H222ZM221 189H220V190H221ZM234 189H236V188H234ZM246 189H247L246 192H248V188H246ZM251 189H252V187H250V190H251ZM6 190H7V189H6ZM18 190H19V189H18ZM48 190H47V191H48ZM58 190H60V189H58ZM84 190H85V189H84ZM101 190H103V188H102ZM112 190H113V189H112ZM114 190H116V189H114ZM125 190H126V189H125ZM139 190H140V189H139ZM141 190H142V189H141ZM141 190H140V191H141ZM148 190H149V187H148ZM170 190L172 191L171 188H170ZM176 190H177V189H176ZM176 190H175V191H176ZM185 190H186V189H185ZM189 190H191L190 187H189ZM197 190H198V189H197ZM220 190H219V192H220ZM241 190H242V188H241ZM244 190H245V189H244ZM16 191H17V190H16ZM61 191H62V190H61ZM95 191H96V190H95ZM99 191H100V190H99ZM131 191H132V190H131ZM140 191H139V193H140ZM156 191H157V190H156ZM156 191H155V192H156ZM178 191H180L179 188H178ZM178 191H177V192H178ZM181 191H182V190H181ZM181 191H180V192H181ZM191 191H192V193H193L195 190H194V191L191 190ZM55 192H56V191H55ZM68 192H69V193H72V191H71V192L69 191V188H68ZM100 192H101V191H100ZM132 192H133V191H132ZM137 192H138V191H137ZM141 192H142V191H141ZM150 192H152V191H149L148 194H149ZM153 192H154V191H153ZM157 192H158V191H157ZM172 192H173V191H172ZM172 192H170V193H171V196H172ZM177 192H176V193H177ZM188 192H190V191H188ZM200 192H201V191H200ZM211 192H213V190H211ZM214 192H215V191H214ZM228 192H229V191H228ZM249 192H250V191H249ZM252 192H253V191H252ZM56 193H58V191H57ZM60 193H62V192H60ZM64 193H66V192H64ZM88 193H89V195H91V194L94 193V190L91 191V194H90V192H88ZM106 193H108V192H106ZM128 193H129V192H128ZM143 193H146V192H142V193H140V194H143ZM161 193H162V197H164V196L166 195L165 192H161ZM164 193H165V195L163 196ZM167 193H168V192H167ZM176 193H175V194H176ZM190 193H191V192H190ZM234 193H235V192H234ZM237 193H238V192H237ZM14 194H15V193H14ZM62 194H63V193H62ZM94 194H95V193H94ZM96 194H97V193H96ZM113 194H114V193H113ZM132 194H133V193H132ZM135 194H136V193H135ZM212 194H213V193H212ZM217 194H218V193H216V196H218ZM220 194H221V193H220ZM222 194H223V193H222ZM226 194H227V193H226ZM226 194H225V195H226ZM231 194H232V193H231ZM231 194H230V195H231ZM240 194H241V193H240ZM245 194H246V193H245ZM51 195H54V194H53V190H52V194H51ZM51 195H50V196H51ZM67 195H68V194H67ZM110 195H111V194H110ZM137 195H138V197H139V194H138V193H137ZM149 195H150V194H149ZM151 195H152V194H151ZM153 195H154V193H153ZM159 195H160V194H158V196H159ZM225 195H224V196H225ZM235 195H236V194H235ZM250 195H251V194H250ZM21 196H22V195H21ZM44 196H45V195H44ZM84 196H85V195H84ZM84 196H83V197H84ZM92 196H93V195H92ZM94 196H95V195H94ZM94 196H93V197H94ZM114 196H115V195H114ZM114 196H113V197H114ZM117 196H118V194H117ZM142 196H143V195H142ZM169 196H170V195H169ZM220 196H221V195H220ZM227 196H229V195H227ZM232 196H233V195H232ZM242 196H243V195H242ZM40 197H41V196H40ZM46 197H47V196H46ZM57 197H58V196H57ZM68 197H69V195H68ZM89 197H90V196H89ZM113 197H112V198H113ZM138 197H136V198H138ZM149 197H150V196H149ZM173 197H174V194H173ZM186 197H188V196H186ZM186 197H185V198H186ZM222 197H223V195H222ZM222 197H221V198H222ZM238 197L241 198V195L237 196V199H238ZM246 197H247V195H246ZM43 198H44V197H43ZM47 198H48V197H47ZM50 198H51V197H49V199H50ZM65 198H67V197H65ZM65 198H64V199H65ZM95 198H96V197H94V199H95ZM100 198H101V197H100ZM106 198H107V197H105V199H106ZM108 198L110 199V196H109ZM115 198H116V196H115ZM115 198H114L113 202L115 201ZM134 198H135V197H134ZM136 198H135V199H136ZM140 198H141V197H140ZM146 198H147V194H146ZM154 198H157V195H156ZM176 198H177V197H176ZM179 198H181V197H179ZM182 198H183V197H182ZM188 198H189V197H188ZM188 198H187V199H188ZM195 198L197 199V197H195ZM216 198H217V197H216ZM219 198H220V197H219ZM15 199H16V198H15ZM45 199H46V198H45ZM51 199H52V198H51ZM51 199H50V200H51ZM56 199H57V198H56ZM60 199H61V197H60ZM64 199H61V200L63 201ZM96 199H97V198H96ZM96 199H95V200H96ZM102 199H104V197H102ZM102 199H101V200H102ZM119 199H120V196H119ZM121 199H122V198H121ZM135 199H134V200H135ZM150 199L152 200V198H150ZM150 199H149V201H150ZM158 199H160V198H158ZM158 199H157V200H158ZM165 199H166L167 202L169 203L170 201H172L173 198H172L170 201L168 200L169 198H165ZM192 199H193V197H192ZM207 199H208V197H207ZM222 199H223V198H222ZM237 199H236V200H237ZM50 200H49L48 203H51V202H52L53 200H55V199H52L51 202H50ZM81 200H82V198H81ZM86 200H87V199L85 198V201H86ZM146 200H148V199H145V201H146ZM155 200H156V199H155ZM166 200L164 201L163 198H162V200H160V201L166 202ZM181 200L186 201V200H184V198L181 199ZM181 200L179 199L180 202H182ZM223 200H224V201H221V200H219V201H220V202H224V203H226V206H229V204H231L232 201H233L232 199L227 198V197H226V199H223ZM238 200H240V199H238ZM42 201H44V199L41 198L40 203H41ZM45 201H46V200H45ZM47 201H48V199H47ZM47 201L45 202V204L47 203ZM66 201H67V200H66ZM79 201H80V200H78V202H79ZM85 201H84V202H85ZM104 201H106V200H104ZM120 201H121V200H119L118 202H120ZM160 201L158 200V203H159ZM173 201H174V203H175V202L178 201V199H177V201H175V199H174ZM196 201H197V200H196ZM212 201H213V200H212ZM80 202H81V201H80ZM101 202H102V201H100V202H98V203L100 204ZM109 202H110V200H109ZM111 202H112V201H111ZM189 202H190V201H189ZM192 202H194V199H193ZM192 202H191L190 204H192ZM54 203H55V201H54ZM58 203H59V202H58ZM74 203H75V201H74ZM120 203H121V202H120ZM142 203H143V202H141V204H142ZM168 203H167V204L165 203V204H166V207L169 206L170 203H169V204H168ZM174 203H173V204H174ZM65 204H66V203H65ZM65 204H64V206L66 207ZM82 204H83V203H82ZM88 204H90V202H89ZM99 204H98V205H99ZM105 204H106V203H105ZM105 204H104V205H105ZM121 204H122V203H121ZM139 204H140V203H139ZM145 204H146V203H145ZM151 204H152V203H151ZM154 204H155V203H154ZM161 204H163V203H161ZM165 204H164V205H165ZM176 204H177V203H175V205H174L175 207L179 205V203H178L177 205H176ZM181 204H182V203H181ZM184 204H189V203H187V201H186V203H184ZM196 204H198V203H196ZM196 204H195V205H196ZM204 204H205V203H204ZM232 204H233V203H232ZM232 204H231V205H232ZM48 205H49V204H48ZM61 205H62V204H61ZM61 205H60V206H61ZM85 205H87V204H85ZM94 205H95V204H94ZM104 205H103V206H104ZM124 205H125V204H124ZM127 205L129 206L130 204H127ZM133 205H134V204H132V205H130V206H133ZM142 205H143V204H142ZM142 205H141V206H142ZM146 205H147V204H146ZM149 205H150V204H149ZM155 205H156V204H155ZM164 205H163V206H164ZM198 205H200V203H199ZM235 205H237V204L235 203ZM40 206H41V205H40ZM50 206H51V204H50ZM57 206H59V205H57ZM89 206H90V205H89ZM101 206H102V203H101ZM108 206H109V205H108ZM114 206H115V205H114ZM125 206H126V205H125ZM125 206H124V207H125ZM134 206H136V205H134ZM134 206H133V207H134ZM137 206H138V203H137ZM158 206L160 207V203L158 204ZM158 206L156 205V207H158ZM179 206H183V205H179ZM196 206H197V205H196ZM205 206H206V204H205ZM218 206H219V205H218ZM221 206H223V203H222ZM224 206H225V205H224ZM226 206H225V207H226ZM74 207H75V206H74ZM78 207H79V205H78ZM83 207H84V206H83ZM91 207H93V206H91ZM118 207H119V206H118ZM118 207H116V209H118ZM138 207H139V206H138ZM147 207H148V205H147ZM156 207H155V209H156ZM183 207H184V206H183ZM185 207H186V205H185ZM194 207H195V206H194ZM197 207H198V206H197ZM44 208H45V207H44ZM50 208H51V207H49V209H50ZM58 208H59V207H58ZM67 208H68V206H67ZM79 208H80V207H79ZM94 208H95V207H94ZM105 208H106V209H109V208H107V205L105 206ZM152 208H153V205H152ZM171 208H172V207H171ZM171 208L169 207V209H171ZM180 208H181V207H180ZM195 208H196V207H195ZM203 208H205V207H203ZM213 208H214V207H213ZM5 209H6V208H5ZM61 209L63 210V208H61ZM68 209H69V208H68ZM75 209H76V207H75ZM87 209H88V208H87ZM91 209H93V208H91ZM102 209H104V208H102ZM124 209H125V208H124ZM155 209L153 208V210H155ZM169 209L167 208L166 210H169ZM187 209H188V208H187ZM208 209H209V208H208ZM216 209H217V208H216ZM220 209H221V208H220ZM82 210H83V208H82ZM85 210H86V209H85ZM134 210H135V208H134ZM134 210H133V211H134ZM143 210H144V209H143ZM147 210H148V209H147ZM147 210H146V211H147ZM159 210H160V209H159ZM161 210H164V208L161 207ZM161 210H160V211H161ZM181 210H183V209H181ZM197 210H198V209H197ZM200 210H201V209H200ZM211 210H213V209H211ZM8 211H9V210H8ZM13 211H14V210H13ZM42 211H43V210H42ZM54 211H55V210H54ZM66 211H67V210H66ZM95 211H96V210H95ZM95 211H94V212L92 211V213H94V217H96V216L98 215V214H97V215L95 216ZM97 211L99 212L98 208H97ZM113 211H114V210H113ZM128 211H129V210H128ZM156 211H157V210H156ZM169 211H170V210H169ZM174 211H176V210H174ZM190 211H192V210H190ZM221 211H222V210H221ZM227 211H228V210H227ZM51 212H52V211H51ZM51 212H50V213H51ZM121 212H122V211H121ZM121 212H119V213H120L119 215H121ZM130 212H131V210H130ZM137 212H138V211H137ZM143 212H144V211H143ZM161 212H162V211H161ZM163 212H164V211H163ZM163 212H162V213H163ZM165 212H166V211H165ZM186 212H188V210H187ZM206 212H209V213H210V209H209V211H206ZM206 212H203V213L205 214ZM216 212H217V211L215 210L214 213H213V212H211V213L217 215V214L219 213V211H218L217 213H216ZM229 212H230V210H229ZM38 213H41V212H38ZM58 213H59V212H58ZM64 213H65V212H63V214H64ZM86 213H88V212H86ZM92 213H91V214H92ZM105 213H106V212H105ZM105 213H104V214H105ZM114 213H116V211L113 212V213H111V214H113V216H111V217H114V215H116V214H114ZM123 213H124V212H123ZM159 213H160V212H159ZM170 213H171V212H170ZM178 213H179V211H178ZM180 213L183 214L184 212H181V211H180ZM188 213H189V212H188ZM188 213H187V214H188ZM197 213H198V212H197ZM200 213H201V212H199V216H200ZM211 213H210V214H211ZM88 214H89V213H88ZM107 214H108V213H107ZM107 214H106V216H107ZM117 214H118V213H117ZM141 214H143V213L141 212ZM151 214H153V213H151ZM185 214H186V213H185ZM190 214H191V215H192V214L194 215L193 211H192V213H189V217H191ZM60 215H61V213H60ZM81 215H83V213H82ZM126 215H127V214H126ZM129 215H130V214H129ZM138 215H139V213H138ZM163 215H164V214H163ZM163 215H162V216H163ZM165 215H168V214H165ZM172 215H173V214H172ZM176 215H179V214H176ZM183 215H184V214H183ZM197 215H198V214H197ZM202 215H203V214L201 213V216H202ZM207 215H208V213H207ZM222 215H224V214H222ZM222 215L220 214V216H222ZM51 216H52V215H51ZM116 216H117V215H116ZM127 216H128V215H127ZM133 216H134V215H133ZM143 216H146V214H145V215L143 214ZM154 216H156V215H154ZM184 216H185V215H184ZM201 216H200V218H201ZM203 216L205 217V215H203ZM203 216H202V217H203ZM218 216H219V215H218ZM52 217H53V216H52ZM66 217H67V216H66ZM66 217L64 216V218H66ZM83 217H84V216H83ZM89 217H90V216L88 215V217H87V219H86L87 222H88V220H89ZM91 217H92V216H91ZM94 217H92L93 220H94ZM103 217H104V218L102 219V221H101V220H99V221L103 222V220H105V216H103ZM107 217L109 218V216H107ZM111 217H110V218H111ZM121 217H123V216L121 215ZM158 217H161V215L158 216ZM158 217H156V218H158ZM168 217H170V216H168ZM168 217H167V218H168ZM178 217L181 218V219L183 218L182 215H181V216H178ZM186 217H188V216H185V218H186ZM215 217H216V216H215ZM215 217H214V218H215ZM222 217H223V216H222ZM227 217H228V216H227ZM227 217H226V218H227ZM55 218H56V217H55ZM55 218H54V220H56ZM59 218H60V217H59ZM96 218H98V217H96ZM110 218H109V219H110ZM117 218L119 219L120 217H118V216L115 217V220H116V221H117ZM126 218L128 219V217H126ZM126 218L124 219V217H123L124 220H126ZM144 218H146V217H144ZM151 218H152V217H151ZM153 218H155V217H153ZM153 218H152V219H153ZM164 218H165V217H164ZM173 218H174V216H173ZM179 218H178V219H179ZM185 218H184V219H185ZM205 218H206V217H205ZM90 219H91V218H90ZM111 219H113V218H111ZM121 219H122V218H121ZM147 219H148V218H147ZM152 219H151V220H152ZM159 219L161 220V218H159ZM170 219H171V218H170ZM175 219H177V218L175 217ZM178 219H177V220H178ZM190 219H191V218H189V219L187 218V219H185V221H186V220H189V221H190ZM198 219H199V218H198ZM36 220H37V219H36ZM41 220H42V219H41ZM47 220H48V219H47ZM54 220H53V221H54ZM86 220H85V221H86ZM106 220H108V219H106ZM119 220H120V219H119ZM141 220H143V217H142ZM141 220H140V221H141ZM160 220H159V221H160ZM164 220H166V219H163V218H162V221H164ZM168 220H169V218H168ZM172 220H174V219H171L170 221L172 222ZM192 220H193V219H192ZM192 220H191V222L193 223L194 221H192ZM201 220L203 221L204 219L201 218ZM215 220H216V218H215ZM220 220H221V219H220ZM220 220H219V221H220ZM223 220H224V219H223ZM75 221H76V220H75ZM75 221H74V222H75ZM80 221H81V220H80ZM90 221H91V220H90ZM132 221H134V220H132ZM132 221H131V222H132ZM175 221H176V220H175ZM202 221L200 222V225H201ZM210 221H211V220H210ZM210 221H207V222L210 223ZM213 221H214V220H213ZM216 221L219 222L218 220H216ZM50 222H51V221H50ZM61 222H62V221H60V222L58 221V223H61ZM69 222L71 223V221H69ZM87 222H85V225L87 224ZM101 222H100V223H101ZM105 222H106V224H107V223L109 224V221H108V222L105 221ZM117 222H118V221H117ZM131 222H129V223L131 224ZM137 222H139V220H137ZM142 222H143V221H142ZM149 222H150V220H149ZM152 222H154V221H152ZM179 222H180V219H179L178 223H179ZM207 222H206V223H207ZM214 222H215V221H214ZM214 222H211V223H214ZM4 223H5V222H4ZM16 223H17V222H16ZM55 223H56V221H55ZM90 223L93 224L94 221H93V222H89V224H90ZM97 223H98V222H97ZM97 223H96V225H97ZM111 223H112V220H111V222H110V225H111ZM134 223H135V222H134ZM134 223H133V224H134ZM154 223H155V222H154ZM176 223H177V222H176ZM178 223H177V224H178ZM182 223H183V221H182ZM194 223H196V222H194ZM203 223H204V222H203ZM209 223L206 224V226L204 227V229H205V228L207 229V227H208L207 225H208ZM221 223H222V222H221ZM71 224H73V223H71ZM74 224H77V222L74 223ZM74 224H73V225H74ZM78 224H79V222H78ZM89 224H88V226H90ZM125 224H126V223H125ZM125 224H124V225H125ZM135 224H136V223H135ZM180 224H181V222L179 223V225H180ZM219 224H220V222H219ZM63 225H64V224H63ZM101 225H102V224H101ZM103 225H104V227H106L105 223H104ZM103 225L101 226V228H100V225L98 226L99 228L96 226V227H97L96 230H101L102 227H103ZM112 225L115 226V224H112ZM116 225H118V224H116ZM120 225H121V224H120ZM137 225H138V224H137ZM137 225H136V226H137ZM156 225H157V224H156ZM156 225H155V226H156ZM159 225L161 226V224H159ZM159 225H157V226H159ZM172 225H173V224H172ZM182 225H183V224H182ZM204 225H205V224H204ZM209 225H210V224H209ZM215 225H216V224H215ZM7 226H8V225H7ZM42 226H43V225H42ZM56 226H57V225H56ZM70 226H71V225H70ZM86 226H87V225H86ZM93 226H94V225H93ZM121 226H122V225H121ZM134 226H135V225H134ZM147 226H148V225H147ZM155 226H153V227H155ZM157 226H156V227H157ZM162 226H163V224H162ZM210 226H211V225H210ZM79 227H80V226H78V228H79ZM83 227H85V226H83ZM91 227H92V226H91ZM104 227H103V228H104ZM112 227H113V226H112ZM123 227H124V226H123ZM131 227H133V226L131 225ZM170 227H171V226H170ZM201 227H203V226H201ZM211 227H212V226H211ZM217 227H218V224H217ZM72 228H73V227H72ZM94 228H95V226H94ZM110 228H111V227H110ZM117 228H118V227H117ZM120 228H121V227H120ZM194 228H195V227H194ZM199 228H200V227H199ZM209 228H210V227H209ZM209 228H208V229H209ZM51 229H53V228H51ZM56 229L58 230V229H61V228H59V227L57 228V227H56ZM79 229H80V228H79ZM83 229H84V228H83ZM83 229H82V230H83ZM90 229H91V228H90ZM125 229H127V227H126ZM148 229H150V227H148ZM175 229H176V228H175ZM177 229H178V226H177ZM179 229H180V228H179ZM204 229H203L202 231H205ZM210 229H211V228H210ZM48 230H49V229H48ZM57 230H53V231H57ZM61 230H62V229H61ZM61 230H60V234H61ZM88 230H89V228H88ZM91 230H92V229H91ZM112 230L114 231V229H112ZM112 230H111V231H112ZM169 230H170V229H169ZM193 230H196V229H192V231H193ZM198 230H199V229H198ZM213 230H214L215 233L218 232V229H217V231H215V229H213ZM34 231H35V230H34ZM67 231H68V230H67ZM73 231L75 232V229H74V228H73ZM76 231H77V233L79 232L78 230H76ZM93 231H94V230H93ZM108 231H109V229H108ZM171 231H172V230H171ZM183 231H186V230H183ZM196 231H197V230H196ZM89 232H90V231H89ZM91 232H92V231H91ZM98 232H99V231H98ZM98 232H97V233H98ZM115 232H116V231H115ZM212 232H213V231H212ZM212 232H211V233H212ZM75 233H76V232H75ZM80 233H81V231H80ZM87 233H88V231H86V235H87V237H88V234H87ZM95 233H96V232H95ZM108 233H109V232H107V235H109ZM112 233H113V232H111L110 235H111ZM162 233H164V232H162ZM200 233H201V232H200ZM208 233H209V232H208ZM254 233H256V231H255ZM45 234H46V232H45ZM64 234H65V233H64ZM84 234H85V233H84ZM91 234H92V233H91ZM102 234H103V233H102ZM116 234H117V232H116ZM116 234L114 233L115 237L117 238V235H116ZM118 234H120V233H118ZM158 234H159V233H158ZM170 234H171V233H170ZM183 234H184V233H183ZM183 234H182V235H183ZM213 234H214V233H213ZM7 235H8V234H7ZM62 235H63V234H62ZM69 235H70V234H69ZM69 235H68V236H69ZM77 235H78V234H77ZM89 235H90V234H89ZM110 235H109V236H110ZM177 235H178V234H177ZM216 235H217V234H216ZM30 236H31V235H30ZM55 236H56V235H55ZM57 236H58V232H57ZM57 236H56V237H57ZM70 236H71V235H70ZM93 236H95V235H93ZM170 236H171V235H170ZM184 236H185V235H183V237H184ZM214 236H215V235H214ZM253 236H254V235H253ZM43 237H44V236H43ZM65 237H66V235H65ZM76 237H77V236H76ZM102 237L107 238V236H102ZM177 237H179V236H177ZM186 237H188V233H187V236H186ZM192 237H193V236L191 235L190 238H191L192 240L187 239V242H188V240H189V242H190V241H193V238H192ZM205 237H206V236H205ZM208 237H209V236H207V238H208ZM216 237H217V236H216ZM11 238H12V237H11ZM48 238H49V237H48ZM48 238H47V236H46L47 242H48ZM61 238H62V237H61ZM82 238L85 239L86 236H85V237L83 236ZM88 238H90V237H88ZM88 238H87V239H88ZM108 238H109V237H108ZM181 238H182V237H181ZM195 238H196V237H195ZM198 238H199V237H198ZM219 238H221V237H219ZM219 238H217L218 241L220 240ZM46 239H44V240H46ZM50 239H52V238H50ZM56 239H57V242H59L58 244L63 245V246L65 245L66 242H64V244H63V242H62V244H61V243H60L61 240L58 239V238H56ZM71 239H72V237H71ZM75 239H76V238H75ZM78 239H79V235H78ZM78 239H76L77 242H78ZM90 239H92V238H90ZM90 239H89V240H90ZM168 239H169V238H168ZM202 239H203V238H202ZM259 239H260V238H259ZM52 240H53V239H52ZM54 240H55V239H54ZM58 240H59V241H58ZM62 240H63V238H62ZM73 240H74V239H73ZM141 240H142V239H141ZM145 240H146V239H145ZM182 240H184V239H182ZM182 240L180 241V243L183 242ZM194 240H196V239H194ZM199 240H200V238H199ZM221 240H222V239H221ZM76 241H74V242L76 243ZM79 241H80V240H79ZM87 241H88V240H87ZM90 241H91V240H90ZM97 241H99V240H97ZM101 241H102V239H101ZM162 241H163V240H162ZM185 241H186V238H185ZM212 241H213V240H212ZM47 242H46V243H47ZM57 242L54 241V243H57ZM74 242H73V243H74ZM80 242H81V241H80ZM85 242H86V240H85ZM91 242H92V241H91ZM91 242H89V243H91ZM126 242H127V241H126ZM164 242H165V241H164ZM167 242H168V241H167ZM178 242H179V238H178ZM193 242L196 243V241H193ZM202 242H203V241H201V242L199 241V243H202ZM46 243H45L44 245H46ZM50 243L52 244V242H50ZM54 243H53V244H54ZM78 243H79V242H78ZM78 243H77V244H78ZM83 243H84V242H83ZM86 243H87V242H86ZM94 243H95V242H94ZM104 243H105V242H104ZM104 243H103V241H102V245H103ZM171 243H172V242H171ZM176 243H177V242H176ZM176 243H175V244H176ZM207 243H208V245H209V241H208ZM95 244H97V243H95ZM112 244H113V243H112ZM159 244H160V243H159ZM178 244H179V243H178ZM181 244H182V243H181ZM47 245H48V243H47ZM66 245H67V244H66ZM97 245L100 246V244H97ZM108 245H109V244H108ZM110 245H111V244H110ZM176 245H177V244H176ZM183 245H184V244H183ZM186 245H187V244H186ZM186 245H184V246H186ZM215 245H216V242H215ZM218 245H219V244H218ZM250 245H251V244H250ZM75 246H77V245H75ZM93 246H94V245H93ZM180 246H181V245H180ZM197 246L200 247L199 245H197ZM28 247H29V246H28ZM58 247H59V246H58ZM58 247H57V248H58ZM61 247H62V246H61ZM64 247H65V246H64ZM77 247H78V246H77ZM77 247H76V248H77ZM80 247H81V246H80ZM84 247H85V245H84ZM87 247H89L88 243H87ZM138 247L140 248V245H139ZM153 247H155V246H153ZM181 247H182V246H181ZM254 247H255V246H254ZM254 247H252V248H254ZM89 248H90V247H89ZM94 248H95V247H94ZM120 248H121V247H120ZM179 248H180V247H179ZM202 248H203V247H202ZM209 248H210V245H209ZM209 248H208V249L205 248L206 251L209 250ZM216 248H217V245H216ZM1 249H2V247H1ZM34 249H35V248H34ZM55 249H56V248H55ZM91 249H93V248H91ZM103 249H104V248H103ZM108 249H109V246H108ZM108 249H107V251H108ZM177 249H178V245H177ZM181 249H182L181 251H183L184 247L181 248ZM210 249H211V248H210ZM26 250H27V249H26ZM64 250H66V248L63 249V252H64ZM69 250H70V249H69ZM72 250H74V248H72ZM80 250H81V249H80ZM86 250H87V249H86ZM131 250H132V249H131ZM156 250H157V249H156ZM174 250H175V249H174ZM214 250H216V249H214ZM37 251H38V250H37ZM52 251H53V250H52ZM83 251H84V249H83ZM95 251H96V249H95ZM95 251H94V252H95ZM165 251H166V250H164L163 252H165ZM201 251H202V249H201ZM201 251H200V252H201ZM63 252H61V253H63ZM87 252H89V251H87ZM120 252H122V251H120ZM127 252H128V251H127ZM154 252H155V251H154ZM178 252H179V250H178ZM197 252H198V251L196 250V246L192 245V243H191V245H187L186 248L184 249V252H182V253H183L182 257L184 258V261H185V263H183V264H194V262L196 261V256H197L196 254H197ZM210 252H211V254H209V255H212V251H211V250H210ZM210 252H209V253H210ZM213 252H214V251H213ZM45 253H46V252H45ZM71 253H72V252H70V254H71ZM98 253H99V252H98ZM132 253H134V252H132ZM182 253H180V254H182ZM204 253H205V251L203 250V253H202V254H203L204 257L206 258V255H205ZM46 254H47V253H46ZM67 254H68V253H67ZM83 254H84V253H83ZM96 254H97V253H96ZM105 254H106V252H105ZM161 254H162V253H161ZM163 254H165V253H163ZM175 254H176V252H175ZM180 254L178 253L177 256H178V257H179V256L181 257ZM219 254H220V253H219ZM219 254H218V255H219ZM44 255H45V254H44ZM71 255H72V254H71ZM152 255H153V254H152ZM152 255H151V256H152ZM67 256H68V255H67ZM67 256H64V255H63V257H67ZM86 256H87V254L85 255V259H86ZM93 256H94V255H93ZM98 256H99V255H98ZM105 256H106V255H105ZM123 256H124V255H123ZM148 256H149V255H148ZM165 256H166V255H165ZM174 256H176V255H174ZM55 257H56V254H55ZM58 257H59V256H58ZM73 257H74V255H73ZM155 257L157 258V254H156ZM180 257H179V258H180ZM198 257H200V255H198ZM198 257H197V258H198ZM207 257H209V256H207ZM210 257H212V256H210ZM219 257H220V256H219ZM2 258H3V257H2ZM67 258H69V257H67ZM74 258H76V257H74ZM74 258H73V259H74ZM83 258H84V257H83ZM92 258H94V257H92ZM162 258H163V257H162ZM162 258H161V259H162ZM170 258H171V257H170ZM176 258H177V257H176ZM59 259H60V257H59ZM61 259H62V257H61ZM61 259H60V260H61ZM73 259H72V260H73ZM90 259H91V258H90ZM90 259H89V260H90ZM164 259H165V258H164ZM166 259H167V258H166ZM177 259H178V258H177ZM177 259L175 260L176 264H178V263H179V264L182 263V262L180 261L181 258H180L179 262H177ZM44 260L46 261L47 259L44 258ZM63 260H64V259H63ZM72 260H71V261H72ZM87 260H88V259H87ZM91 260H92V259H91ZM97 260H98V259H97ZM103 260H104V259H103ZM103 260H102V261H103ZM120 260H121V257L119 258V261H120ZM162 260H163V259H162ZM201 260H203V259L201 258ZM205 260H206V259H204V261H203L202 263L209 264L210 261L207 263V261H208L209 259H208L207 261H205ZM45 261H44L43 263H45ZM66 261H68V260H66ZM66 261H64V262H66ZM93 261H95V260L93 259ZM98 261H99V260H98ZM98 261H97V262H98ZM153 261H154V258H153ZM165 261H166V260H165ZM165 261L163 260V262H165ZM167 261H168V260H167ZM172 261H174V259H173ZM182 261H183V259H182ZM184 261H183V262H184ZM54 262H56V260H54ZM54 262H53V263H54ZM60 262H61V261H60ZM60 262H59V263H60ZM64 262H63V264H64ZM97 262H96V263H97ZM196 262H199V259H198ZM216 262H217V261H215V264H219V263H220V262H219V263H216ZM7 263H8V262H7ZM46 263H47V262H46ZM59 263L56 262V264H59ZM88 263H89V262H88ZM199 263H200V262H199ZM199 263H196V264H199ZM1 264H2V263H1ZM48 264H49V262H48ZM51 264H52V263H51ZM68 264H70V263H68ZM74 264H75V263H74ZM91 264H92V262H91ZM94 264H95V262H94ZM116 264H117V263H116ZM151 264H152V263H151ZM160 264H161V263H160ZM162 264H163V263H162ZM173 264H174V263H173Z\"/></svg>", "mask_w": 264, "mask_h": 264}]
</instances>
